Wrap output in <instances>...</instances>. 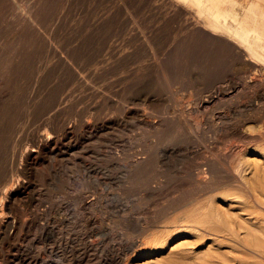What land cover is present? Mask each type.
Returning <instances> with one entry per match:
<instances>
[{"label":"bare ground","instance_id":"6f19581e","mask_svg":"<svg viewBox=\"0 0 264 264\" xmlns=\"http://www.w3.org/2000/svg\"><path fill=\"white\" fill-rule=\"evenodd\" d=\"M1 1H3V0H1ZM7 1V0H6ZM12 1V0H11ZM15 1V0H14ZM40 1V0H39ZM38 1V2H39ZM46 1V0H45ZM51 1V0H50ZM53 1V0H52ZM56 0H54V2H55ZM66 1H69V0H66ZM65 1V3H63V1H62V3H63V7H64V4H67V2ZM116 1H118L119 2V0H116ZM127 1V0H126ZM129 1V0H128ZM127 1V2H128ZM136 1H138V0H136ZM136 1H134L133 0V2H132V4H134V2H136ZM140 1V0H139ZM143 0H141V4L143 3L142 2ZM145 1V0H144ZM146 1H148V0H146ZM10 2V1H9ZM31 3H32V0L30 1ZM34 2V1H33ZM36 2V1H35ZM34 2V3H35ZM48 3H49V0L47 1ZM117 2V3H118ZM121 2H125V0L124 1H122L121 0ZM121 2H120V4H121ZM2 2H0V4H1ZM4 3V2H3ZM6 3V2H5ZM7 3H8V1H7ZM7 3H6V5H7ZM44 3V2H43ZM43 3H41V5L43 4ZM48 3H46L47 4V6H49L48 5ZM56 3V2H55ZM60 3V0H59V2L57 3V4H59ZM113 3V2H112ZM126 3V2H125ZM131 3V2H130ZM145 3H147V2H145ZM144 3V4H145ZM151 4L152 6H154L156 9L152 12L153 14L152 15H154V13H155V17H153V16H149V17H152L151 19H155L156 17V20H157V23H158V27H160L161 28V30L162 29H165V31H166V29H168L169 27H170V29H171V26L172 27H176L175 28V30L174 29H172L173 30V32L174 33H172L173 35L172 36H175V37H173V39L177 42L176 43V45H175V47L173 48V49H170V52L168 53V54H166V53H161V51H159V52H157L159 49H155V46H159V36L157 35V36H154V35H152V37L151 36H149V35H146V32L144 31V27H142V28H144L142 31L143 32H145V33H143V35H142V37H141V39H140V41L142 40V42H143V46H144V44L145 45H147L149 48L148 49H150L151 51H152V54H153V56H154V60L156 61V63H154V65L156 66L155 68L154 67H152V66H154L153 64H152V66L151 67H149L148 65L145 67L144 65V67L142 66V65H140L139 67H137V66H134V68H139L138 70H139V74L140 75H145V72L147 71V70H149L150 72L151 71H153L152 69H150V68H154L158 73L156 74V75H158L159 77H160V80L167 86V88L170 90V92H165V91H163L165 88H160L158 91L160 92V96L162 97V96H164L163 94L165 93H168V94H172L173 95V99H171V101L173 100V103L171 104V107L172 108H174V109H176V108H178L179 107V111H178V113H176L175 114V117L174 118H171V115H169L168 113V115L170 116V118H168L167 117V115H165V112H163L167 107H168V105H170V104H167V105H165V106H167L164 110H160L158 113L160 114V116H159V114H158V117H159V119L158 118H155L156 116L154 115V110L152 111L153 112V114L152 113H150L151 112V110L148 112L149 113V115L151 116V117H154L153 119H157L158 121H156V120H154L155 122H153V124L151 123V125L149 126V128L151 127V134L149 133V135L147 136V137H144L145 139H143V141L142 142H144L143 143V145H142V147H141V144L139 145L137 142H138V137H136L135 138V140H133L134 138H132L130 141H127L126 140V143H128L129 145H127L126 143V145L128 146V147H122V148H118L117 146H119V145H115L114 143L112 144V146H110V149H108L107 148V144H111L112 142H110L109 141V143H107L106 144V142H105V145H103V144H100V145H102V146H106V148L108 149V154H109V157H108V159L107 160H109L110 161V164L112 165V167H113V171L112 172H114V169L116 168V167H118V168H116V169H120V168H122V170H125L124 171V173L126 174H128V177H130L131 179H132V181H133V183H130V184H127L128 183V181L127 180H130V179H128V178H126L125 177V175L123 176V177H125V179H127L126 181H127V185L129 186V185H134V183H135V185H136V183L138 184V185H141L140 183H145L146 185L145 186H147V184H148V188L150 189V195H152L153 197H154V194L156 195L157 194V192L159 193V191H161V190H159L158 191V189H163L164 187H163V185L166 187V185H165V183H163V181H162V179L163 178H165V176L163 175L162 177V179H157L156 178V180L157 181H155L153 178H155V177H151L152 179L151 180H149L148 179V177H150V175L148 176V174L149 173H151V175L153 174V170H156V169H160V167H161V162L159 161L160 159H162V160H164V162L166 161H172L173 162V164H174V160L175 161H177L178 162V165H180V166H177V167H179V169L181 168V171H179V170H177L178 172H179V174L177 173L174 177V180H176V179H179V181L181 180H184L185 181V183H186V186L188 187L187 188V190H186V188H185V192L184 193H181L182 195H180L179 193V195L180 196H176V199L175 198H173V199H175V200H173V201H171L170 203H167V204H170V206L167 208V207H165V210H163L162 212H160V214H158L157 215V213H156V215H151V214H148V213H150V211H149V208H148V210H145V211H149L148 213H145V212H143V213H145V214H143V216L142 217H139V218H141V221H140V223H138V225L137 226H141V228L140 229H138V228H135V230L133 229V232L135 231L136 232V230H137V232H142L143 231V235H140V237L142 238V239H134V240H137L138 242H136L135 243V246H134V252H133V254H131V256H132V258L131 257H129V258H131V260H129V262H127V264H264V0H149V2L147 3V4H145V5H147L148 6V4ZM9 4V3H8ZM46 4L44 5V6H42L43 8L44 7H47L46 6ZM54 3H52V5H53ZM115 4V3H114ZM136 4V3H135ZM150 4H149V6H150ZM5 5V4H4ZM5 5V6H6ZM13 5L14 4H12V7H13ZM31 5V4H30ZM30 5L29 4H27V6H29L30 7ZM38 5H40V4H38ZM40 5V6H41ZM51 5V6H52ZM56 5V4H55ZM60 5V4H59ZM59 5H58V7H59ZM68 5V4H67ZM118 5V4H117ZM123 5V3L121 4V6ZM125 5H128V3L127 4H124V6ZM130 5V4H129ZM9 6H11V4H9ZM27 6L25 7V8H27ZM34 6V5H33ZM62 6V5H61ZM60 6V8H62ZM112 6V5H111ZM138 6H140V5H138ZM144 5H142V7H143ZM146 6V7H147ZM0 7H4V6H0ZM8 7V6H7ZM32 7V6H31ZM35 7V6H34ZM55 7V6H54ZM53 7V8H54ZM66 7H68V6H66ZM66 7H64V12H66V13H68L67 11H66ZM115 7V6H114ZM126 7V6H125ZM128 7H130V6H128ZM134 7H136V5L134 6ZM5 8V7H4ZM4 8H3V10H4ZM10 8V7H9ZM16 8V7H15ZM33 8V7H32ZM31 8V9H32ZM38 8V7H37ZM37 8L36 9H34V10H36L37 12L40 10V9H42V8H38V10H37ZM51 7H49V9H50ZM52 8V9H53ZM56 8H57V6H56ZM66 8V9H65ZM109 8H111V7H109ZM109 8H108V10H109ZM117 8H119V7H117ZM130 8H132V9H135V8H133V6H131ZM130 8H128V9H130ZM145 8V7H144ZM143 8V9H144ZM6 9V8H5ZM14 9V7L12 8V11H14L13 10ZM17 9V8H16ZM45 9V8H44ZM59 9V8H58ZM57 9V10H58ZM63 9V8H62ZM61 9V10H62ZM107 9V8H106ZM120 9V11H122V10H124L123 8H119ZM141 9V8H140ZM140 9H138V11L140 10ZM147 9H149V8H147ZM1 10V9H0ZM9 10H11V9H9ZM9 10H5V12H7V11H9ZM26 10V9H25ZM28 10V9H27ZM26 10V11H27ZM33 10V9H32ZM32 10H31V12H32ZM43 10V9H42ZM48 10V9H47ZM60 10V11H61ZM126 10H127V7H126ZM126 10H124L123 12H127ZM136 10V9H135ZM144 10H146V8L144 9ZM143 10V11H144ZM151 10V9H150ZM150 10H149V12H148V10H147V13H148V15H149V13H151L150 12ZM17 11V10H16ZM104 11H105V9H104ZM104 11H99V12H97L96 14H97V16H98V13H100V12H104ZM117 11V10H116ZM133 11V10H132ZM132 11L130 10V11H128V12H131L132 13ZM138 11H135L136 13H138ZM142 11V10H141ZM142 11V12H143ZM4 12V13H5ZM10 12L11 11H9V12H7V14L9 15L10 14ZM15 12V11H14ZM18 12H20V11H18ZM17 12V15L19 14ZM23 12H25V11H23ZM30 12V13H31ZM34 12V11H33ZM40 12V11H39ZM38 12V13H39ZM42 12V11H41ZM55 12H57V11H55ZM62 12V11H61ZM106 12V11H105ZM112 12V11H111ZM110 12V13H111ZM114 13H115V11H113ZM112 12V13H113ZM119 12V11H118ZM117 12V13H118ZM134 12V13H135ZM141 12V13H142ZM144 12H146V11H144ZM0 13H3V11L2 12H0ZM27 13H28V11H27ZM35 13V12H34ZM43 13H45L44 12V10H43ZM47 13V12H46ZM52 13V12H51ZM65 13V14H66ZM106 13H108V11L106 12ZM113 13V14H114ZM116 13V14H117ZM140 13V14H141ZM6 14V13H5ZM13 14V13H12ZM61 14V13H60ZM59 14V15H60ZM95 14V13H94ZM95 14V15H96ZM119 14V13H118ZM117 14V15H118ZM130 14V13H129ZM133 14V13H132ZM142 14H145V13H142ZM8 15H6V16H8ZM11 15V14H10ZM9 15V16H10ZM15 15V14H14ZM22 15V14H21ZM20 15V16H21ZM27 15H29V13L27 14ZM31 15V14H30ZM36 15H37V13H36ZM51 15V14H50ZM53 15V14H52ZM59 15L57 14V16L56 17H58L59 18ZM68 15V14H67ZM70 15V14H69ZM102 15V14H101ZM100 15V16H101ZM109 15H111V14H109ZM117 15H115V16H117ZM139 15V13L137 14V16ZM147 15V14H146ZM3 16V15H2ZM2 16H1V21H2ZM23 16V15H22ZM19 17V18H17V19H20V18H25V16H23V17ZM41 16V15H40ZM63 16V15H62ZM66 16V15H65ZM64 16V17H65ZM93 16V15H92ZM96 16V17H97ZM106 16V15H105ZM114 16V15H113ZM112 16V17H113ZM122 16H124V15H122ZM121 16V17H122ZM130 17L131 19L134 17V16H132V15H128V14H126V17ZM136 15H135V17H137ZM143 17L145 16V15H142ZM4 17V16H3ZM31 17V16H30ZM29 17V19L31 20V19H33V21L34 22H37V21H35L36 19H37V17H35L36 19H34V17H33V15H32V17L33 18H30ZM43 17V16H42ZM47 17H48V15H47ZM54 17V15L53 16H51V18H53ZM61 17V16H60ZM67 17V16H66ZM94 17V16H93ZM95 17V18H96ZM99 17V16H98ZM135 17L133 18V20L135 19ZM140 17V20H141V16H139ZM148 17V16H147ZM146 16H145V20H148V18H147ZM5 18V17H4ZM28 18V17H27ZM57 18V19H58ZM62 18V17H61ZM61 18H59L60 20H61ZM101 18V17H100ZM99 18V19H100ZM105 18V17H104ZM110 18V17H109ZM6 19H7V17H6ZM8 19H9V17H8ZM7 19V22L9 21V20H11V19H9L8 20ZM17 19H16V21H17ZM26 19V18H25ZM41 19H43L44 20V18H41ZM40 19V21H43V20H41ZM48 19H50V18H48ZM55 19V18H54ZM68 19V18H67ZM66 19V20H67ZM92 20H95V19H93V18H91ZM108 19V18H107ZM113 19V18H112ZM111 19V21H113ZM118 19H120V17L118 16ZM150 19V18H149ZM13 20V19H12ZM22 20V19H21ZM38 21H39V18L37 19ZM51 20H53V19H51ZM51 20H47V25H48V23L49 24H51L52 22H51ZM100 20H102V19H100ZM108 20H110V19H108ZM115 20V19H114ZM127 20H130V19H127ZM126 20V21H127ZM143 20H144V18H143ZM32 21V22H33ZM39 21V22H40ZM45 21V20H44ZM49 21V22H48ZM55 21H59V20H55ZM91 21V20H90ZM96 21V20H95ZM97 21H99V20H97ZM116 22H117V24H118V21H117V18H116V20H115ZM121 21H123V20H121ZM121 21H120V25H122L123 26V22L121 23ZM130 21H132V20H130ZM149 21V20H148ZM4 22H6L5 21V19H4ZM18 22H19V20L17 21V24H18ZM21 22V21H20ZM23 22V21H22ZM31 22V21H30ZM51 22V23H50ZM92 22V21H91ZM100 22V21H99ZM98 22V23H99ZM102 22V21H101ZM104 22V21H103ZM144 22V21H143ZM142 22V23H143ZM155 22V21H154ZM16 23V22H15ZM14 23V24H15ZM24 23H25V21H24ZM29 23V22H28ZM28 23H26V24H28ZM46 22H44V23H42L43 24V27H44V24H45ZM54 23H56V22H54ZM62 23V22H61ZM66 23V22H65ZM93 23V22H92ZM96 23V22H95ZM105 23V22H104ZM126 23H128V22H126ZM125 23V24H126ZM131 23V22H130ZM136 23H139V22H136ZM135 23V24H136ZM148 23V22H147ZM146 23V24H147ZM150 23V22H149ZM149 23H148V25H149ZM152 23V22H151ZM156 23V22H155ZM20 24H23V23H20ZM19 24V25H20ZM32 24V23H31ZM35 24V23H34ZM34 24L33 25H30V27H33L34 26ZM38 24V23H37ZM41 24V25H42ZM57 24V23H56ZM60 24V23H59ZM88 24V23H87ZM94 24V23H93ZM92 24V25H93ZM101 24V23H100ZM99 24V25H100ZM103 24V23H102ZM101 24V25H102ZM132 24V23H131ZM134 24V25H135ZM139 24H141V23H139ZM153 24V23H152ZM151 24V25H152ZM2 25V24H1ZM6 25V24H5ZM16 25V24H15ZM18 25V26H19ZM36 25V24H35ZM52 25V24H51ZM50 25V26H51ZM54 26H55V24H53ZM96 25V24H95ZM94 25V26H95ZM98 25V24H97ZM104 25V24H103ZM103 25H102V29H105V28H103ZM106 25V24H105ZM108 25V24H107ZM120 25H118L119 26V28H120ZM126 25H128V24H126ZM142 25V24H141ZM148 25H145V26H148ZM155 25V24H154ZM159 25H161V26H159ZM24 26V25H23ZM23 26H21V29H22V27ZM38 26V25H37ZM49 26V27H50ZM61 25H59L58 26V28H61L60 27ZM63 26H64V24H63ZM82 26V25H81ZM87 26V25H86ZM85 25H84V29L87 31L88 29H86L85 27H86ZM93 26V27H94ZM111 25H108V27H110ZM113 26V25H112ZM129 26V25H128ZM136 26V25H135ZM153 26V25H152ZM2 27V26H1ZM0 27V28H1ZM6 27V26H5ZM20 27V26H19ZM35 27V26H34ZM47 27V26H46ZM48 27V28H49ZM90 28L92 27L91 25L89 26ZM96 27V26H95ZM106 27V26H105ZM125 27V26H124ZM136 27H138V26H136ZM135 27V28H136ZM156 28H157V25L155 26ZM155 27H152V28H155ZM25 28V27H24ZM24 28H23V30H24ZM41 28H42V26H41ZM48 28L47 29H45L46 31L48 30ZM83 27H81V31H83L84 29H82ZM89 28V29H90ZM101 27L100 26H98V29H100ZM134 27H132L131 29H133ZM141 28V27H140ZM17 29V28H16ZM31 29V28H30ZM34 29V28H33ZM35 29H37L36 27H35ZM34 29V30H35ZM39 29V28H38ZM38 29L37 30H35V31H38ZM53 31H54V29L53 28H51ZM94 30H98V29H95V28H93ZM124 29V28H123ZM126 29H129L128 27L126 28ZM130 29V30H131ZM169 29V30H170ZM13 30L14 29H11V31L9 32V33H11V32H13ZM18 30V29H17ZM32 30V29H31ZM31 30L29 31V32H31ZM34 30H32L33 32H35ZM42 30V29H41ZM40 30V31H41ZM44 30V29H43ZM61 30H62V28H61ZM107 30V29H106ZM114 30H116V29H114ZM129 30V31H130ZM148 30V29H147ZM154 30V29H153ZM169 30H167L166 31V34L165 33H162V32H164V31H162L161 33L164 35H169V33H167ZM171 30V31H172ZM1 32H3L2 30H0ZM15 31V30H14ZM40 31H38V33L40 32ZM56 31V30H55ZM80 31V32H81ZM103 31H105V30H103ZM110 31V30H109ZM112 31H113V29H112ZM129 31H128V33H129ZM131 31H135V30H131ZM142 31L141 32H138V33H142ZM157 31V30H156ZM158 31H160V30H158ZM7 32V31H6ZM6 32H4L5 34H7ZM20 32V31H19ZM22 32V31H21ZM24 33L26 32V31H23ZM29 32H26V34H24V35H26L27 37L29 36V35H33V32L32 33H30L29 34ZM44 32V31H43ZM43 32H41V34L43 33ZM50 34H51V30H49L48 31ZM79 32V33H80ZM90 32V31H89ZM92 32H93V30H92ZM97 32V31H96ZM100 32V31H99ZM106 32V31H105ZM107 32H108V30H107ZM113 32H116V31H113ZM118 32V31H117ZM116 32V33H117ZM9 33H8V35H9ZM16 33H17V31H16ZM37 33V32H36ZM37 33V34H38ZM45 33V32H44ZM47 33V32H46ZM49 33H47L48 35H49ZM83 33V32H82ZM101 33H102V31H101ZM100 33V34H101ZM110 33H111V31H110ZM109 33V34H110ZM115 33V34H116ZM127 33V32H126ZM137 33V32H136ZM137 33V34H138ZM5 34H3V35H5ZM14 34V33H13ZM29 34V35H28ZM41 34H38V36H39V38L42 40L43 39V37L41 36ZM81 34V33H80ZM84 34V33H83ZM92 34V33H91ZM91 34H89V36L91 35ZM93 34H94V32H93ZM97 34H99L98 32H97ZM96 34V35H97ZM112 34V33H111ZM110 34V35H111ZM114 34V33H113ZM137 34L135 35V36H137ZM160 34V33H159ZM162 34H160L161 36H162ZM1 35V34H0ZM18 35V34H17ZM16 35V37H19L20 36V34H19V36H17ZM24 35H22V36H24ZM36 35V34H35ZM43 35V34H42ZM47 35V36H48ZM53 35V34H52ZM52 35H49V36H52ZM82 35V34H81ZM81 35H80V37H81ZM85 35V34H84ZM87 35H88V33H87ZM96 35L95 36H93V35H91V36H93V39H95L96 38ZM103 35V34H102ZM119 35V34H118ZM141 35V34H140ZM168 35H167V37H168ZM6 36V35H5ZM10 37H11V35H9ZM21 36V37H22ZM45 36H46V34H45ZM55 36V35H54ZM101 36V35H100ZM105 36H107V35H105ZM109 36V35H108ZM171 36V37H172ZM9 37V38H10ZM14 37V36H13ZM31 38L32 37H34V35L33 36H30ZM36 37V36H35ZM34 37V38H35ZM78 37V36H77ZM82 37H84V36H82ZM86 37V36H85ZM139 37V36H138ZM165 37V36H164ZM166 37V38H167ZM0 38H1V36H0ZM8 38V36L6 37V38H4L3 37V39L4 40H6ZM31 39L32 41L33 40H35V39ZM55 38V37H54ZM91 38V37H90ZM110 39H111V41H112V39H113V43H116V42H114V38H111V37H109ZM125 37H123V39H124ZM131 38V37H130ZM133 38V37H132ZM135 38H137V37H135ZM11 39V38H10ZM20 39V38H19ZM22 39V38H21ZM24 39V38H23ZM39 39V40H40ZM49 39H53V38H50L49 37ZM97 39V38H96ZM121 39V38H120ZM123 39H122V41H123ZM127 39V38H126ZM126 39H124V40H126ZM162 39H163V37H162ZM161 39V40H162ZM12 40V39H11ZM15 41L17 40L16 38L14 39ZM37 40H38V38H37ZM38 40V41H39ZM45 40V38L43 39V41ZM54 40V39H53ZM53 40H50L51 42L53 41ZM78 40V39H77ZM84 40V38H82V40L81 41H83ZM85 40H87V39H85ZM84 40V41H85ZM100 39H98V41H99ZM107 40H108V38H107ZM118 40V39H117ZM138 41H139V38L137 39ZM167 40H168V38H167ZM172 40V39H171ZM171 40H170V42H171ZM0 41H2L1 39H0ZM8 41V40H7ZM6 41V42H7ZM13 41V40H12ZM80 41V40H79ZM79 41H77L78 43H81V42H79ZM83 41V42H84ZM91 41V39H89V41L88 42H90ZM93 41V40H92ZM92 41L90 42V43H92ZM95 41V40H94ZM96 42L95 44H97V43H99V42ZM102 41H103V38H102ZM119 41V40H118ZM128 41H130V40H127V42ZM134 41H136V40H134ZM163 41H165V38L163 39ZM163 41H161V42H163ZM175 41H172V42H174L173 44H175ZM3 42V44L4 43H6V42H4V41H2ZM21 41L19 40V43H20ZM23 42V41H22ZM21 42V43H22ZM26 42V41H25ZM35 42V41H34ZM37 42V41H36ZM46 42V41H45ZM51 42H50V44H51ZM123 42H125V41H123ZM123 42H121V43H123ZM137 42V41H136ZM8 43V45L11 43V41H10V43H9V41L7 42ZM6 43V44H7ZM13 43V42H12ZM11 43V44H12ZM41 43V41L39 42V44ZM54 43V42H53ZM53 43H52V45H53ZM104 43H108L107 41L106 42H104ZM120 42L118 43L119 44V46L120 45H122ZM131 43H133V44H136L135 42H133V39H132V41L129 43V45L131 44ZM168 41H167V45H168ZM5 44V45H6ZM10 44V45H11ZM15 44H16V42H15ZM28 43H22V45L21 46H24V45H27ZM30 44H31V41H30ZM33 44V43H32ZM35 44V43H34ZM44 44V43H43ZM49 43L47 42V45H48ZM76 44L77 43H75V47H76ZM82 44V43H81ZM85 44H86V42H85ZM94 44V43H93ZM95 44L94 45H92L91 44V46H95ZM103 44V43H102ZM110 44V43H109ZM112 44V43H111ZM125 44V43H124ZM139 44H141V42L140 43H138L137 44V46H139ZM166 44V43H165ZM171 44V43H170ZM5 45L3 46V47H5ZM7 45V46H8ZM14 45V44H13ZM13 45H11V46H13ZM18 45V44H17ZM41 45V44H40ZM46 45V46H47ZM78 45V44H77ZM83 45V44H82ZM99 45V44H98ZM132 45V44H131ZM166 45V46H167ZM2 46V45H1ZM0 46V47H1ZM6 46V47H7ZM16 46V45H15ZM19 46V45H18ZM36 46V45H35ZM37 46H38V43H37ZM36 46V47H37ZM49 46V45H48ZM47 46V47H48ZM51 46V45H50ZM54 46V45H53ZM52 46V47H53ZM79 46H81V45H79ZM118 46V47H119ZM126 46H127V44H126ZM125 46V47H126ZM134 46V45H133ZM137 46L135 47V48H137ZM146 46V47H147ZM6 47L4 48L5 50H7L6 49ZM10 47V46H9ZM20 47V46H19ZM19 47H17L16 49H17V51H19ZM26 47V46H25ZM33 47L34 46H32L31 47V49H33ZM41 47H43V46H40V48ZM74 47V48H75ZM86 47V46H85ZM102 47V49H103V47L104 46H101ZM106 47V46H105ZM108 47H110V45L108 46ZM112 47H114V46H112ZM116 47V46H115ZM115 47L114 48H110V49H108V48H106V50L107 51H109V50H112L111 52H113V50L115 49ZM118 47H116V50L118 49ZM124 47V46H123ZM123 48L124 50H126V48ZM130 47V46H129ZM140 47H142L141 45H140ZM171 47V46H170ZM8 48V47H7ZM12 49L11 50H14V46L13 47H11ZM30 48V47H29ZM28 48V49H29ZM46 47L44 46V48H41L40 50H43V49H45ZM51 48V47H50ZM54 48V47H53ZM53 48H52V50H53ZM55 48H56V45H55ZM77 48V47H76ZM75 48V49H76ZM80 48V47H79ZM93 48V47H92ZM133 48V47H132ZM132 48H131V50H132ZM139 48V47H138ZM137 48V49H138ZM145 48V47H144ZM157 48V47H156ZM0 49H2V48H0ZM36 49H39V47L38 48H36ZM35 49V50H36ZM48 49V48H47ZM46 49V50H47ZM57 49V48H56ZM74 49V51H75V53H76V50ZM81 49V48H80ZM87 49H89V48H87ZM99 50H100V47L98 48ZM101 49V50H102ZM129 48L127 47V50H128ZM137 49H135V51H137ZM168 49H169V47H168ZM24 50V49H23ZM34 50V49H33ZM40 50H37V51H40ZM62 50H64V49H62ZM86 50V49H85ZM84 50V51H85ZM98 50V51H99ZM100 50V51H101ZM105 50V49H104ZM124 50H122V51H124ZM140 50V49H139ZM142 50V49H141ZM145 50H146V48H145ZM145 50H144V52H145ZM2 51H3V49H2ZM2 51L0 52L1 54H2ZM9 53L10 52H12V51H9V50H7ZM16 51V52H17ZM45 51V50H44ZM57 52L59 51V50H56ZM55 51V52H56ZM69 51V50H68ZM73 50L71 51V53L72 52H74ZM79 51V50H78ZM90 51V50H89ZM106 51V52H107ZM130 51V50H129ZM8 52H7V54H8ZM15 51H14V57H16V55H15V53H16ZM20 52V51H19ZM19 52H18V55H19ZM21 52H22V49H21ZM21 52H20V55H19V58H22L21 57ZM23 52H26V51H23ZM22 52V53H23ZM27 52H28V50H27ZM30 52H32L31 50H30ZM49 52V51H48ZM51 52V51H50ZM56 52V53H57ZM67 52V51H66ZM80 52V51H79ZM79 52H77L78 54H80ZM105 52V53H106ZM110 52V51H109ZM110 52V53H111ZM116 52V51H115ZM126 52V51H125ZM124 52V53H125ZM131 52V51H130ZM134 52V51H133ZM166 52H167V50H166ZM4 53H5V51H4ZM13 53V52H12ZM47 53V52H46ZM62 54H63V52H61ZM61 53H59V54H61ZM65 53V52H64ZM67 53H69V52H67ZM66 53V54H67ZM89 53V52H88ZM91 53V52H90ZM93 53H94V51H93ZM98 53V52H97ZM96 53V54H97ZM120 53H121V50H120ZM127 53V52H126ZM129 53V52H128ZM138 53V52H137ZM142 53H143V50H142ZM159 53H161L162 54V56H160L159 55ZM6 54V53H5ZM11 54V53H10ZM9 54V55H10ZM27 54V53H26ZM29 54V53H28ZM35 54V53H34ZM73 54V53H72ZM72 54H70V55H72ZM81 54H82V52H81ZM96 54H94V55H96ZM99 54V53H98ZM97 54V55H98ZM100 54H103V53H100ZM139 54H141V52L139 53ZM146 54H147V52H146ZM151 54V53H150ZM8 55V56H9ZM38 55H40V54H38ZM48 55H49V53H48ZM84 55V54H83ZM110 55V54H109ZM111 55H112V53H111ZM116 55H118L117 53H116ZM115 55V56H116ZM122 55H125V54H123L122 53ZM126 55H128V54H126ZM135 55V54H134ZM134 55H133V57H134ZM138 55V54H137ZM143 55V54H142ZM2 56V55H1ZM1 56H0V58H1ZM5 55L3 54V57H4ZM12 56V55H11ZM32 56H33V54H32ZM35 56H37V55H35ZM41 56V55H40ZM60 56V55H59ZM62 56V55H61ZM60 56V57H61ZM73 56V55H72ZM71 56V57H72ZM75 56V55H74ZM103 56V55H102ZM105 56H108V55H106L105 54ZM105 56H104V58H105ZM121 56V55H120ZM132 56V55H131ZM130 56V57H131ZM141 56V55H140ZM140 56H138V57H140ZM146 56V55H145ZM149 56V55H148ZM148 56H146V57H148ZM6 58H9V57H7V55L5 56ZM23 57L25 58L26 56L25 55H23ZM34 57V56H33ZM44 57V56H43ZM63 57V56H62ZM67 58H69L68 56H66ZM65 57V58H66ZM70 57V58H71ZM75 57H77V56H75ZM84 57V56H83ZM86 57V56H85ZM98 57V56H97ZM96 57V59H98ZM112 57V56H111ZM122 57V56H121ZM138 57H136V58H138ZM142 58H143V56H141ZM151 57V56H150ZM149 57V58H150ZM5 58V59H6ZM10 58H13V56L12 57H10ZM9 58V59H10ZM23 58V59H24ZM27 58V57H26ZM38 58H40V57H38ZM64 58V60H70V58L69 59H65ZM79 58H80V55H79ZM92 58V57H91ZM94 58V57H93ZM93 58L92 59H90V60H92L93 61ZM113 58H114V56H113ZM116 58H118V57H116ZM124 58V60H126V61H128V59H131V58H127V57H123ZM122 58V59H123ZM126 58V59H125ZM4 59V58H3ZM9 59H6L5 61H6V64H7V61L9 60ZM16 59V58H15ZM18 59V58H17ZM22 59V60H23ZM32 59V58H31ZM36 58H34V60H35ZM43 59V58H42ZM46 59H47V57H46ZM62 59V58H61ZM74 58H72L70 61H72ZM78 59V58H77ZM86 59H87V57H86ZM95 59V60H96ZM100 59H103L102 57L100 58ZM107 59V58H106ZM139 59V58H138ZM138 59H136V60H138ZM148 59V58H147ZM2 60V59H1ZM1 60H0V62H1ZM14 60V59H13ZM12 59H11V61H13ZM21 60V61H22ZM37 60V59H36ZM43 60H45V59H43ZM82 60V59H81ZM90 60H88V62H90ZM135 59L132 61L134 64H135V62L134 61H136ZM144 60V59H143ZM149 60H152L151 58L149 59ZM20 61V63H17V64H21L22 62ZM27 61H28V59H27ZM30 61H32V60H30ZM39 62H41V60H38ZM37 61V62H38ZM79 61V60H78ZM77 61V62H78ZM130 61V60H129ZM128 61V62H129ZM139 61V60H138ZM146 61V60H145ZM144 61V62H145ZM2 62H4L3 60H2ZM14 62H18V61H14ZM12 63V62H10V60H9V63H12V65L13 64H15V63ZM26 62V61H25ZM37 62H36V66H37ZM43 62V61H42ZM73 62V61H72ZM102 63L101 64H104V63H107V61L105 60V62L104 61H101ZM104 62V63H103ZM144 62H142L143 64H144ZM151 62H153V61H151ZM23 63H24V61H23ZM32 63V62H31ZM35 63V62H34ZM33 63V64H34ZM69 63H71V62H68V64ZM79 63V62H78ZM84 63H86L85 62V60H84ZM83 63V64H84ZM98 64V61L96 60V62H94V64ZM130 63V62H129ZM138 63V62H137ZM136 63V64H137ZM139 63H140V61H139ZM151 64L149 61H147V63H145V65L146 64ZM3 64V63H2ZM1 64V65H2ZM40 64V63H39ZM39 64H38V66H39ZM75 64H76V62H75ZM87 64V63H86ZM86 64H84L83 66H85V67H87V66H89L90 64H91V62L89 63V65H87L86 66ZM100 64V65H101ZM109 64V63H108ZM107 64V65H108ZM113 64V65H112ZM133 64V65H134ZM0 65V66H1ZM4 65V64H3ZM3 65L0 67V70H1V68L3 67ZM11 65V66H12ZM22 65V64H21ZM27 65V64H26ZM25 65V66H26ZM29 66L30 65H32V64H28ZM71 65V64H70ZM74 65V64H73ZM73 65H71L70 67L71 68H73L72 66ZM79 65H81V63L79 64ZM92 66H95V65H93V64H91ZM109 65H112V67L114 66L115 67V65H114V63L113 62H111V64H109ZM129 65V64H128ZM131 65H132V63H131ZM7 65H4V67H6ZM10 66V67H11ZM15 66H19V65H15ZM15 66L13 67V68H15ZM24 66V67H25ZM29 66H28V71L30 70L29 69ZM41 66V65H40ZM91 66V67H92ZM99 66V65H98ZM117 66L119 67V65L117 64L116 65V70H117ZM229 67V68H236V69H238V73H239V81L237 82V83H235V84H230V85H228V83H227V87L225 86V87H221L220 89H218L217 90V92H213L214 91V89H213V91H212V89L210 90L208 87V89L210 90V91H212L211 93H209L208 94V90H207V92H205V93H203V94H201V95H199V97H193V96H191V98L193 97V99H191L192 101H190V98L189 99H187L186 98V100L184 99V98H182L180 95H179V93L177 92V91H174L173 90V85H172V87H171V84L174 82V83H176V84H178V82L179 81H184L185 80V78L184 79H182L181 80V78H180V80L179 81H177L178 80V78L177 77H180V75L182 74V73H184L183 71H189V69H191V70H195V69H201V72H202V70L203 71H205V73H206V76L207 75H216V73H218L219 71H220V69H222L223 67ZM4 67H3V70H4ZM76 67V66H75ZM74 67V68H75ZM96 67H97V65H96ZM106 67H109V66H106ZM113 67V68H114ZM123 67V70H126V69H124V67L126 68V66H122ZM121 67V68H122ZM8 67H6V69H7ZM20 68H21V66L19 67V70H20ZM39 69V68H34V67H32L31 66V69ZM77 68L78 69H80L78 66H77ZM89 68H90V66H89ZM98 68H100V66L98 67ZM97 68V69H98ZM110 68H111V66H110ZM112 68V69H113ZM121 68H119V69H121ZM127 68H128V66H127ZM129 68H130V66H129ZM129 68H128V70H129ZM133 68V69H134ZM16 69L17 68H15V70L14 71H16ZM23 69H26V68H23ZM77 69V70H78ZM85 69V68H84ZM84 69H82V70H84ZM88 69V68H87ZM91 69H93V68H91ZM94 69H95V67H94ZM105 69V68H104ZM112 69H110V70H112ZM22 70V69H21ZM73 70H75V69H73ZM72 70V71H73ZM89 71H90V69H88ZM87 70V71H88ZM96 70V69H95ZM116 70H114L113 69V72L114 71H116ZM130 70H132V69H130ZM136 70V69H135ZM134 70V71H135ZM137 70V71H138ZM154 70V71H155ZM7 71V72H6ZM6 71H3L4 73H10V72H8V70H6ZM11 71V70H10ZM24 71V70H23ZM32 71V70H31ZM34 71V70H33ZM80 71H81V69H80ZM92 71V70H91ZM94 71V70H93ZM104 71H106V69L104 70ZM119 71V70H118ZM121 71H122V69H121ZM120 71V72H121ZM137 71H136V74H137ZM199 71V70H198ZM221 71H223V70H221ZM225 71V70H224ZM227 71V70H226ZM225 71V72H226ZM236 72H237V70H235ZM1 72V71H0ZM3 72H1L2 74H3ZM17 72V71H16ZM82 72V71H81ZM101 72V71H100ZM102 72H103V68H102ZM117 72V71H116ZM225 72H222L223 74L225 73ZM0 73V74H1ZM23 73V72H22ZM21 73V74H22ZM74 73H75V75H74ZM73 73V77L75 76L76 77V79H77V82L80 84V86H82V84H85L86 85V83H87V81H85V77L87 78L88 77V73H90V72H87L86 73V71L84 72H82V73H85V74H88V75H86L85 77H84V75H82L79 71H77V73L76 72H74ZM92 73V72H91ZM95 73V72H94ZM97 73V72H96ZM99 73V72H98ZM115 73V72H114ZM127 73V72H126ZM129 73V72H128ZM132 73H133V71H132ZM154 73V72H153ZM196 73H198V72H196L195 71V74ZM214 73V74H213ZM232 73H235L234 71L232 72ZM12 74V73H11ZM11 74H10V77H11ZM14 74H15V72H14ZM14 74H13V77H14ZM20 74V73H19ZM28 74V73H27ZM31 74V73H30ZM33 74V73H32ZM35 74V73H34ZM38 74H40V73H38ZM103 74H105V73H103ZM109 74H111V73H109ZM108 74V75H109ZM130 74H131V72H130ZM135 74V73H134ZM134 74H131V76L133 75L134 76ZM177 74V75H176ZM187 74V73H186ZM186 74H184L185 76H187ZM221 73H219V75H220ZM228 74V73H227ZM227 74H226V76H227ZM237 74V73H236ZM4 75V74H3ZM7 75H9V74H7ZM6 75V76H7ZM16 75V74H15ZM96 75H98V74H96ZM96 75H95V77H96ZM100 75H102V74H99V77H101ZM107 75V74H106ZM113 75V74H112ZM117 75H118V72H117V74L116 75H114V76H116L117 77ZM142 75V76H143ZM147 75H149V74H147ZM147 75H146V77H147ZM152 75V74H151ZM179 75V76H178ZM199 76L201 75L200 74V71H199V74H198ZM218 75V74H217ZM6 76H4V78H6ZM27 78H28V76L27 75H25ZM24 75H23V77H25ZM32 76V75H31ZM35 76H37L36 74H35ZM111 77V75H110V77L112 78V80H113V78H116V77ZM119 76H120V74H119ZM121 76H124V75H121ZM129 76V75H128ZM133 76L131 77V78H133ZM155 79H156V77H155V75H152ZM182 76H183V74H182ZM190 76H195V75H189V77ZM206 77L205 76V74L204 75H202L201 76V78L202 77ZM223 76H225V74L224 75H222V77ZM225 76V78H226V80H227V77ZM0 77H1V75H0ZM8 77V76H7ZM13 77H11V78H13ZM16 77H18L17 75H16ZM15 77V78H16ZM21 77V76H20ZM22 77V78H23ZM30 77V76H29ZM34 77V76H33ZM32 77V78H33ZM74 77V78H75ZM93 77V76H92ZM91 77V79L93 80V78ZM94 77V79H96ZM99 77L97 78L98 80V82L99 81H101V79L99 80ZM136 77V76H135ZM134 77V78H135ZM141 77V76H140ZM145 77V76H144ZM143 77V78H144ZM188 77V76H187ZM209 77V76H208ZM219 77H221V76H219ZM221 77V78H222ZM2 78V77H1ZM0 78V84L1 83H3L4 81V79H1ZM37 77H35V79H36ZM39 78V77H38ZM89 78V77H88ZM103 78H104V76H103ZM102 78V79H103ZM107 78H109L108 76H107ZM106 78V79H107ZM119 78V77H118ZM125 78H127V76H125ZM124 78V79H125ZM142 78V77H141ZM177 78V79H176ZM183 78V77H182ZM192 78V77H191ZM212 78V77H211ZM224 78V79H225ZM6 79H8V78H6ZM18 79V78H17ZM20 79V78H19ZM26 78H24V80H25ZM31 79V78H30ZM76 79H75V81H76ZM91 79L88 81V82H90V83H93V82H91ZM105 79V78H104ZM110 79V78H109ZM108 79V80H109ZM153 79V78H152ZM157 79H158V77H157ZM187 79H189V78H187ZM223 79V80H224ZM111 80V79H110ZM114 80H117V79H114ZM113 80V82H115ZM122 80H123V78H122ZM127 80V79H126ZM133 80H137V78L136 79H133ZM144 80V79H143ZM142 80V81H143ZM148 80V79H147ZM150 80H151V78H150ZM154 80V79H153ZM174 80H176L177 82H175ZM219 80V79H218ZM3 81V82H2ZM21 81H23V79L21 80ZM33 81V80H32ZM94 81V80H93ZM118 81H119V79H118ZM159 81V80H158ZM187 81V80H186ZM222 81V80H221ZM5 82H6V80H5ZM4 82V83H5ZM8 82H10V81H8ZM16 83H17V81H15ZM25 82V81H24ZM27 82H28V80H27ZM26 82V83H27ZM84 82H86V83H84ZM95 82H96V80H95ZM105 82V81H104ZM109 82V81H108ZM108 82L105 84V85H107L108 84ZM111 82V81H110ZM127 82H128V80H127ZM145 82H146V80H145ZM145 82H141L142 84L144 83L145 85L147 84V82L145 83ZM151 82H155V81H151ZM188 82V81H187ZM186 82V83H187ZM224 82V81H223ZM231 82V81H230ZM12 83H13V81H12ZM16 83H15V85H16ZM97 83V82H96ZM102 83V82H101ZM130 83V82H129ZM150 83V82H149ZM152 83V84H153ZM159 83V82H158ZM173 83V84H174ZM180 83V82H179ZM181 83H183V82H181ZM181 83H180V85H179V88H181L180 86H181ZM186 83H183L184 85L186 84ZM226 83L224 84V85H226ZM31 84V83H30ZM97 84H99L100 86H102L101 84H100V82L99 83H97ZM103 84V83H102ZM103 84V85H104ZM110 85H111V83H109ZM108 84V85H109ZM113 84V83H112ZM115 84H116V82H115ZM115 84L113 85L114 87H116L115 86ZM118 84V83H117ZM116 84V85H117ZM122 84V83H121ZM121 84H119V85H121ZM124 84V83H123ZM122 84V85H123ZM152 84L150 85L149 84V86H152ZM155 84V83H154ZM153 84V85H154ZM191 84H193V82L191 81ZM206 84V83H205ZM218 84V83H217ZM8 86H9V84H7ZM12 84H10V87H12L11 86ZM14 85V86H15ZM19 85V84H18ZM25 84H23V86H24ZM76 85H78L77 83H76ZM75 85V87L74 88H76L77 86ZM89 84H87V86H88ZM109 85V86H110ZM126 85V84H125ZM131 85H136V84H131ZM131 85H129V86H131ZM195 85V84H194ZM193 85V87H195L196 85H199V84H197L196 83V85L194 86ZM201 85V84H200ZM208 85V84H207ZM221 85H223V84H221ZM23 86H20V87H23ZM32 86V84L29 86V88ZM79 85H78V87H80ZM87 86H85V87H87ZM93 86H94V83H93ZM140 86V85H139ZM138 86V87H139ZM148 86V85H147ZM175 86V85H174ZM188 86H190V84L189 85H187V87ZM201 86H203V85H201ZM209 86V85H208ZM214 86V85H213ZM216 86H218V85H216ZM17 87H19V86H17ZM16 86H15V88H17ZM25 87V86H24ZM96 87H97V85L94 87L95 89H96ZM99 87V86H98ZM104 87V86H103ZM106 87V86H105ZM122 86H120L119 88H121ZM128 89H129V87L128 86H126ZM125 87V88H126ZM132 88H134L133 86H131ZM136 87V86H135ZM161 87V86H160ZM191 87H192V85H191ZM196 87H198V86H196ZM211 87V86H210ZM219 87V86H218ZM4 88H6V87H4ZM27 87H25L24 89H26ZM29 88H27V89H29ZM83 89H84V87H82ZM81 88V89H82ZM88 88H89V86H88ZM108 88V87H107ZM118 88V89H119ZM124 88V87H123ZM124 88V89H125ZM132 88H131V90H132ZM159 88V87H158ZM185 88H186V86H185ZM185 88H182V90L183 89H185ZM190 88V87H189ZM199 88V87H198ZM78 89V88H77ZM76 89V90H77ZM91 89H92V92L94 91L95 93H96V96H97V98H100V97H98V95L99 96H101L100 94H98L99 92L98 91H95L93 88H92V84H91ZM91 89H90V91H91ZM99 89V88H98ZM100 89H101V87H100ZM99 89V90H100ZM142 89V88H141ZM177 89H178V87H177ZM177 89H175V90H177ZM191 89V88H190ZM194 89V88H193ZM192 89V90H193ZM204 89V88H203ZM21 90V89H20ZM19 90V91H20ZM31 90V89H30ZM75 90V89H74ZM88 90V89H87ZM97 90V89H96ZM109 90H117L116 88L114 89H110L109 88ZM119 90H121V89H119ZM140 90V89H139ZM180 90V89H179ZM187 90H188V88H187ZM205 90V89H204ZM8 91H10V90H8ZM11 91H12V89H11ZM14 91V93H15V90H13ZM24 91V90H23ZM61 92H62V90H60ZM60 91H58V93L60 92ZM86 92V88L83 90V92ZM89 91V90H88ZM89 91V92H90ZM126 91V90H125ZM129 91H130V89H129ZM134 91V90H133ZM145 91V90H144ZM147 91H149V90H147ZM153 91V90H152ZM151 91V92H152ZM155 91V90H154ZM167 91V90H166ZM184 91V90H183ZM203 91V90H202ZM22 92V91H21ZM20 92V93H21ZM25 92V91H24ZM75 92V91H74ZM77 92V91H76ZM93 92V93H94ZM162 92H164V93H162ZM179 92H181V90L179 91ZM187 92V91H186ZM196 92H197V89H196ZM200 91H198V93H199ZM9 94H11V92H8ZM20 93L19 94H17V100H18V97H19V95H20ZM26 93V95H27V92H25ZM25 93H23V94H25ZM28 93H29V91H28ZM57 93V96L60 94H58ZM77 93H79V91L77 92ZM75 94V95H78V94ZM81 93V92H80ZM79 93V94H80ZM127 93V92H126ZM134 93V92H133ZM133 93L132 94H130V95H132V96H134L135 97V95H133ZM136 93H137V91H136ZM140 93V92H139ZM142 93V92H141ZM140 93V94H141ZM150 93V92H149ZM153 93V92H152ZM156 93L158 94V92L156 91ZM155 93V94H156ZM182 93V92H181ZM180 93V94H181ZM185 92H183L182 94H184ZM207 93V94H206ZM4 95H5V93H3ZM13 94V93H12ZM63 94V93H62ZM70 93H68V94H66V95H69ZM73 94V93H72ZM84 93H82V95H83ZM85 94H88V93H85ZM90 94V93H89ZM117 94V93H116ZM135 94V93H134ZM140 94H139V96H140ZM143 94V93H142ZM167 94V96H169ZM170 94V95H171ZM194 94V93H193ZM192 94V95H193ZM196 94V93H195ZM66 95H63V99L61 98L60 100L61 101H59L60 103L62 102V100H64V97L66 96ZM80 95L81 96V99L83 100V97H85L86 95ZM106 95V94H105ZM108 95V94H107ZM130 95H127V96H130ZM137 95H138V93H137ZM144 95H145V92H144ZM148 95V94H147ZM151 96H152V94H150ZM185 95H187V94H185ZM188 95H191V94H188ZM198 94H196V96H197ZM3 96V95H2ZM10 96H12V95H10ZM14 96V95H13ZM25 96V95H24ZM52 96H54V95H52ZM55 96H56V94H55ZM80 96L79 97H77V98H80ZM91 96V95H90ZM89 96V97H90ZM92 96H93V94H92ZM95 96V95H94ZM94 96H93V98H94ZM103 96H104V94H103ZM103 96H101V98H103L102 99V102L104 101V97ZM109 96H110V93H109ZM126 96V97H127ZM154 96V95H153ZM158 96V95H157ZM166 96V95H165ZM166 96V97H167ZM27 96H25V98H26ZM50 97V96H49ZM59 97V96H58ZM73 97H75V96H73ZM72 97V98H73ZM106 97V96H105ZM122 97V96H121ZM144 97V96H143ZM149 97V96H148ZM155 97V96H154ZM154 97H153V100H154ZM247 97V101H245V99H243V98H246ZM1 98H3V97H1ZM12 98V97H11ZM10 98V99H11ZM15 98V97H14ZM20 98H21V95H20ZM54 98V97H53ZM72 98H71V100H72ZM93 98H92V100H93ZM96 98V97H95ZM108 97H106V99H107ZM111 98H114V99H116L115 98V96L114 97H111ZM130 98V97H129ZM128 98V99H129ZM136 99H137V96L135 97ZM134 98V99H135ZM145 98V97H144ZM143 98V99H144ZM195 98H197V99H195ZM5 99H7V97L5 98ZM5 99H4V101H5ZM9 99V100H10ZM66 99H67V97H66ZM76 99V98H75ZM91 99V98H90ZM105 99V101H107ZM110 99V98H109ZM121 99V98H120ZM147 99V98H146ZM157 99V98H156ZM166 100L168 99V98H165ZM165 99L163 98V99H161L160 100V102L159 103H157L158 104V106H160V107H162L163 108V106H162V104L164 103L165 104ZM23 100V99H22ZM21 100V101H22ZM25 100V99H24ZM46 101H47V99H45ZM50 100V99H49ZM54 100V99H53ZM56 100V99H55ZM58 100V99H57ZM69 101H71L70 99H68ZM68 100H66V102H67V104H68ZM77 100V99H76ZM81 100V101H82ZM98 100V99H97ZM112 101H114L113 99H111ZM142 100V99H141ZM152 100V99H151ZM150 100V101H151ZM158 100V99H157ZM169 100V99H168ZM185 100V101H184ZM190 101L189 102V106H191L190 107V109H189V107H187L188 108V110H187V108H186V106L185 105H187V102L186 101ZM3 101V100H2ZM19 101H20V99H19ZM98 102V101H96V99H94L93 101H92V104H91V106L93 105V104H95V102ZM100 101H101V99H100ZM109 102H110V100H108ZM119 101H121V100H119ZM163 101V103H161ZM10 102H11V100H10ZM25 102H26V100H25ZM24 101H23V103H19L18 105L22 108V106H21V104H24L25 103ZM52 102V101H51ZM58 102V101H57ZM58 102V103H59ZM71 102H73V100L71 101ZM77 102V101H76ZM101 102V103H102ZM116 102H117V104L119 103L117 100H116ZM127 102V101H126ZM129 102V101H128ZM132 102V101H131ZM142 102V101H141ZM141 102H139L138 101V103H134L133 102V105H131L130 107H128L127 105H129L128 103L126 104V106H127V112L126 113H132V114H134V113H139V112H141V111H145V110H147V107H143L142 105V103ZM1 103V102H0ZM2 103H4V102H2ZM5 103H6V101H5ZM4 103V104H5ZM16 104V103H18V102H13V104ZM26 103H29V102H26ZM53 103H54V101H53ZM58 103H56L57 105H58ZM64 103V102H63ZM79 103H80V100H79ZM101 103H99L100 105H101ZM107 102H105V104L104 105H107L106 104ZM110 103H112V102H110ZM124 103V102H123ZM141 103V104H140ZM146 103V102H145ZM156 103V102H155ZM154 103V104H155ZM161 103V105H159ZM168 103V102H167ZM169 103H170V100H169ZM220 103V104H219ZM49 103H47V106L46 107H48L49 105L50 106H52V103L51 104H49ZM55 104V105H56ZM65 104V103H64ZM69 104H70V102H69ZM98 103H97V105L100 107V105H99ZM149 104H151L152 106H151V108H153V104L152 103H149ZM163 104V105H164ZM191 104V105H190ZM0 105H2V104H0ZM6 105V104H5ZM4 105V106H5ZM7 105H9L10 106V104H9V102H8V104ZM29 105V104H28ZM46 105V104H45ZM62 105V104H61ZM84 105V104H83ZM87 105V104H86ZM119 105V104H118ZM121 105V104H120ZM145 105V104H144ZM148 105V104H147ZM146 105V106H147ZM219 105H222V106H226L225 108H224V110L223 111H225L226 109H230V110H228V111H230L231 113L229 114L228 112H223V113H221V115L219 116V117H217V114L214 112L215 110H217L216 108H218L219 107ZM9 106H8V108H9ZM11 106H12V103H11ZM27 106V105H26ZM87 106H89V103H88V105ZM94 106V105H93ZM92 106V107H93ZM110 104L109 105H107V106H105V110H103L104 108H103V106H102V110L105 112L106 111V108L108 107L109 109H112V108H110ZM116 106V105H115ZM126 106H124L125 108H126ZM155 106V105H154ZM164 106V107H165ZM15 107H16V105H15ZM19 107V108H20ZM54 107H56V106H54ZM62 107V106H61ZM65 107H66V105H65ZM68 107V106H67ZM66 107V108H67ZM78 107H79V104H78ZM80 107H82V108H84L82 105H81V103H80ZM90 107V106H89ZM89 107H88V109H89ZM97 107V106H96ZM150 107V106H149ZM148 107V108H149ZM2 108V107H1ZM4 108V107H3ZM7 108V107H6ZM7 108V109H8ZM29 108V107H28ZM27 108V109H28ZM56 108H58V106L56 107ZM65 108V110H67ZM81 108V109H82ZM91 108V107H90ZM107 108V109H108ZM116 108V107H115ZM114 108V109H115ZM123 108V107H122ZM121 108V109H122ZM170 107H168V109H169ZM171 108V109H172ZM9 109H12V107H10ZM16 109V108H15ZM18 109V108H17ZM27 109H26V111H27ZM80 109V108H79ZM88 109H85L84 108V111L85 110H88ZM93 109H95V108H93ZM97 109H98V107H97ZM96 109V110H97ZM118 109V108H117ZM120 109V113H122V111L123 110H121ZM157 109V108H156ZM155 109V110H156ZM161 109V108H160ZM221 109V111H222V109L223 108H220ZM2 110V109H1ZM1 110H0V114H1ZM13 110H14V108H13ZM20 110V109H19ZM24 110V109H23ZM58 111H59V108L57 109ZM61 111H62V109H60ZM64 110V111H65ZM95 110V111H96ZM3 111H4V109H3ZM15 111V110H14ZM12 112L11 113V115L13 114V117H15V119L17 118V121L19 120V119H21L22 120V116L20 117H17L16 115H17V110L15 111V112ZM22 111V110H21ZM25 110H24V112H26ZM29 111V110H28ZM89 111V110H88ZM88 111L86 112L85 111V113H88ZM90 111H91V109H90ZM93 112H94V110H92ZM115 111V110H114ZM117 111V110H116ZM115 111V112H116ZM158 110H156V112H157ZM175 111H177V110H175ZM11 112V111H10ZM63 112V111H62ZM66 112V111H65ZM93 112H91V113H93ZM97 112V111H96ZM95 112V113H96ZM103 112V113H104ZM107 112V111H106ZM217 112H218V110H217ZM220 112V111H219ZM21 113V112H20ZM19 113V114H20ZM82 113V112H81ZM80 113V114H81ZM99 113V110H98V112H97V114ZM144 113H146V115H147V112H144ZM144 113H142V114H144ZM170 113V112H169ZM232 113H233V115H232ZM5 114V116H6V118L8 119V117L7 116H11L10 114L9 115H7L6 113H4ZM14 114H16L15 116H14ZM21 114H23V112L21 113ZM25 114H27V113H25ZM97 114H96V117H97ZM100 114H102V112H101V110H100ZM108 114V113H107ZM114 114V113H113ZM116 115H117V113H115ZM114 114V115H115ZM125 114V113H124ZM141 114V113H140ZM156 114V115H157ZM3 115V113L1 114V116ZM24 115V114H23ZM83 115H84V112H83ZM89 115H91V114H89ZM104 115V114H103ZM106 115V114H105ZM104 115V116H105ZM109 115V114H108ZM115 115V116H116ZM121 115V114H120ZM127 115V114H126ZM136 115H139V114H136ZM149 115H147V116H149ZM154 115V116H153ZM174 115V114H173ZM110 116H112V115H110ZM122 116H124V115H122ZM149 116V117H150ZM12 116L10 117V119L11 118H13ZM80 118H82L81 117V115L79 116ZM79 117H78V119H79ZM85 117V116H84ZM99 117V116H98ZM106 117H108V116H106ZM120 117V116H119ZM119 117H118V119H119ZM128 117V116H127ZM132 117V116H131ZM134 117V116H133ZM132 117V118H133ZM136 117V116H135ZM134 117V118H135ZM138 117V116H137ZM149 117H146V118H149ZM173 117V116H172ZM2 118V117H1ZM85 118H87V117H85ZM101 117H99V119H100ZM110 117H108L107 119H109ZM117 118V117H116ZM123 118V117H122ZM130 118V117H129ZM133 118V119H134ZM142 118L144 119V116L142 115ZM141 118V119H142ZM7 119H3V120H7ZM23 119H24V117H23ZM106 119V118H105ZM117 119V120H118ZM123 119H126V117L125 118H123ZM123 119H121V121H123ZM137 119V118H136ZM136 119H135V121H136ZM139 119V121H141V123H142V120L140 119V118H138ZM150 119V118H149ZM149 119H146L147 121H150ZM77 120V119H76ZM85 121L86 119H83L82 118V121ZM95 120V119H94ZM103 120V119H102ZM114 120H116V119H114ZM1 121H2V119H1ZM8 121V120H7ZM16 121V120H15ZM24 121V120H23ZM22 121V122H23ZM78 121V120H77ZM97 121V120H96ZM95 121V122H96ZM99 121V120H98ZM113 121V120H112ZM120 121V122H121ZM127 121V120H126ZM129 121V120H128ZM127 121V122H128ZM9 122V121H8ZM8 122H6V123H8ZM12 121L10 120V123H11ZM19 122V121H18ZM74 122V121H73ZM80 122V121H79ZM87 122V121H86ZM109 122L110 121H108V124H109ZM114 122V121H113ZM116 122H118V121H116ZM130 122H132V120H130ZM129 122V123H130ZM133 122H134V120H133ZM2 123V122H1ZM13 124H14V120H13V122H12ZM17 123V122H16ZM20 123V122H19ZM75 123H77L76 121H75ZM84 122H82V124H83ZM90 123H92V121L90 122ZM97 123V122H96ZM95 123V124H96ZM100 123V122H99ZM99 123H97V124H99ZM103 123V122H102ZM106 123H107V120H106ZM125 123V122H124ZM135 123H137V122H135ZM134 123V125L136 126V125H138V124H135ZM143 123H145V120H144V122ZM78 124V123H77ZM76 124V125H77ZM88 124V123H87ZM96 124V125H97ZM149 124V123H148ZM4 125H6V124H4ZM9 125V124H8ZM11 125V124H10ZM16 125V124H15ZM14 125V126H15ZM20 125V124H19ZM23 125V124H22ZM76 125H74V126H76ZM84 125V124H83ZM91 125V124H90ZM93 125V124H92ZM95 125V126H96ZM104 125V124H103ZM126 125V124H125ZM124 125V126H125ZM131 125H132V123H131ZM146 125V124H145ZM21 126V125H20ZM73 125H70L69 126V131L68 132H70V131H73L74 132V130L73 129H76V127H74ZM78 126V125H77ZM80 126V125H79ZM85 126H86V123H85ZM113 126V125H112ZM120 126V125H119ZM123 126V127H124ZM127 126V125H126ZM133 126V125H132ZM142 125H140V127H141ZM3 128H4V126H2ZM12 127V126H11ZM10 127V128H11ZM17 127V126H16ZM81 127V126H80ZM83 127V126H82ZM82 127L80 128V130L82 129ZM107 127V126H106ZM105 127V128H106ZM122 127V128H123ZM148 127V126H147ZM2 128V129H3ZM13 128H15V127H13ZM19 128V127H18ZM66 128H67V126H66ZM97 128V127H96ZM95 128V129H96ZM100 128V127H99ZM103 128V127H102ZM101 128V129H102ZM114 128V126L111 128V129H113ZM135 128V127H134ZM142 128V127H141ZM0 129H1V127H0ZM5 129V128H4ZM8 129V128H7ZM7 129H6V131H7ZM16 129V128H15ZM83 129H84V127H83ZM89 129V128H88ZM94 129V130H95ZM100 129V130H101ZM116 129H119V128H116ZM115 129V130H116ZM127 129H129V128H127ZM131 129V128H130ZM10 130V129H9ZM9 130H8V132H9ZM16 130H18V129H16ZM15 130V131H16ZM48 130V129H47ZM79 130V129H78ZM79 130V131H80ZM90 130V129H89ZM93 130V129H92ZM91 130V131H92ZM103 130V129H102ZM108 130V129H107ZM126 130V129H125ZM136 130H137V128H136ZM146 130V129H145ZM5 131V130H4ZM11 131H13V129L11 130ZM11 131L9 132V133H11ZM78 131V132H79ZM82 131V130H81ZM80 131V132H81ZM84 131H85V129H84ZM90 131V132H91ZM97 131V130H96ZM104 131V130H103ZM119 131V130H118ZM120 131H122V130H120ZM133 131H134V129H133ZM133 131H132V129H131V131H129L128 130V132H130V133H132L133 134ZM140 131V130H139ZM142 131H143V129H142ZM1 132H2V130H1ZM0 132V133H1ZM14 132V131H13ZM13 132H12V134H13ZM17 132V131H16ZM41 132V131H40ZM39 132V133H40ZM58 132V131H57ZM76 132V131H75ZM89 132V133H90ZM98 132V131H97ZM112 132V134L114 133L113 132V130L111 131ZM123 132H125V135H126V131H124L123 130ZM128 132H127V134H128ZM136 132V131H135ZM147 131H145V133H146ZM56 133V132H55ZM66 133V132H65ZM86 133V132H85ZM84 133V134H85ZM101 133V132H100ZM119 133V132H118ZM129 133V134H130ZM8 133L6 132V134L5 135H7ZM58 134H59V132H58ZM74 134V133H73ZM82 134V133H81ZM95 134H97V133H95ZM106 134H107V132H106ZM120 134V133H119ZM131 134V135H132ZM135 134V133H134ZM138 134H139V132H138ZM4 135V134H3ZM14 135H17L16 133L14 134ZM13 135V136H14ZM39 135V134H38ZM71 135V134H70ZM75 135H76V133H75ZM83 135V134H82ZM99 135V134H98ZM105 135V134H104ZM109 135V134H108ZM114 135V134H113ZM113 135L111 136V137H113ZM115 135H117V134H115ZM8 136H9V139H10V135L8 134ZM85 136V135H84ZM89 136V135H88ZM90 136H91V134H90ZM92 136H94V135H92ZM91 136V137H92ZM97 136V135H96ZM126 136H128V135H126ZM125 136V137H126ZM134 136H137L136 134L135 135H133V137ZM6 137V136H5ZM36 137V136H35ZM34 137V138H35ZM86 137V136H85ZM103 137V136H102ZM102 137H100V138H102ZM110 137V136H109ZM118 137V136H117ZM124 136L122 137V138H120V140L121 139H123V138H125ZM140 137V136H139ZM142 137V136H141ZM12 138V137H11ZM38 138V137H37ZM58 138V137H57ZM81 138V137H80ZM98 138V137H97ZM96 138V139H97ZM105 138V137H104ZM108 138V137H107ZM114 138H116V137H114ZM113 138V139H114ZM143 138V137H142ZM1 139V138H0ZM7 139H8V137H7ZM83 139V138H82ZM93 139V138H92ZM127 139H129V137H127ZM141 139V138H140ZM4 140H6V138L4 139ZM11 140H13V139H11ZM11 140H8L7 142H10ZM62 140V139H61ZM61 140L59 141V142H61ZM90 140H91V138H90ZM110 140H111V138H110ZM124 140V139H123ZM13 141H15V140H13ZM12 141V142H13ZM56 141V136H54L53 134H51V132L50 131H44V132H42L40 135H39V138H38V141H37V143H36V145H33L32 147H29L28 146V148L26 149V150H24V153H23V151L21 152V153H23V156H22V162H20V166L18 167L17 165V167L16 166H14V165H12V163H11V165H10V158H8L7 156H6V152H4L2 149L5 147H2L1 146V144L4 142V141H2V143H0V241L3 239V238H5L6 237V233L8 234V231L9 230H12V232L13 233H16V231L18 232V230L20 229H22V228H25L24 226H26L25 224H26V221H22V220H20L21 218L20 217H18V218H20L19 220H20V224L18 223V221H16V220H18V218L17 219H15V217H13L12 215H11V213L13 214V212H11V208H12V206L14 205V204H16V205H18V203L17 202H20V200H21V192L23 191V189L25 188V187H27L26 186V182H24L23 180L24 179H22L23 177H24V175H23V177L21 178V176L22 175H20L21 173H23V172H21V170L24 168L25 169V165H27V168H28V166H31V167H34L35 165H37V158H39V155H40V153L42 152V150H44L47 146H49V145H52V143L53 142H55ZM94 141V140H93ZM95 141H106V140H95ZM116 141H117V139H116ZM119 141V140H118ZM117 141V142H118ZM1 142V141H0ZM6 142V141H5ZM7 142H6V144H7ZM58 142V143H59ZM107 142H108V139H107ZM121 142H123L122 140H121ZM120 142V143H121ZM141 142V143H142ZM15 143H16V141H15ZM15 143L13 142V144H12V147H13V145L15 146ZM56 143H57V141H56ZM96 143H99V142H96ZM5 144V143H4ZM135 144H137L135 147H134V145ZM55 145V144H54ZM97 145H99V144H97ZM121 145V144H120ZM124 145V144H123ZM8 145H6V147H7ZM53 146V145H52ZM101 146V147H102ZM122 146V145H121ZM9 147V146H8ZM11 147V146H10ZM55 147V146H54ZM96 147V146H95ZM98 147H100V146H98ZM120 147V146H119ZM49 148V147H48ZM102 148H104V147H102ZM105 148V149H106ZM118 148V149H117ZM5 149V148H4ZM7 149V148H6ZM16 149V148H15ZM54 149V148H53ZM96 149H98V148H96ZM100 149V148H99ZM135 149H137V150H139V151H141V155H139L140 153H138V157H137V153H136V155L134 154H132V151L134 150L135 151ZM8 150V149H7ZM49 150V149H48ZM94 150V149H93ZM10 151H12V149H10ZM13 151H14V148H13ZM17 151V150H16ZM51 151V150H50ZM49 151V152H50ZM96 151V154H100V152H98V151H100V150H95ZM102 151H104V150H102ZM93 152V151H92ZM105 152V151H104ZM4 153H6V154H4ZM12 153H14V152H12ZM18 153V152H17ZM47 153H48V151H47ZM19 154V153H18ZM43 154H45V153H43ZM95 154V153H94ZM95 154V155H96ZM104 154V153H103ZM13 155V154H12ZM22 155V154H21ZM47 155V154H46ZM107 155V154H106ZM16 156H18V155H16ZM20 156V155H19ZM18 156V157H19ZM42 157L44 156L45 157V155H41ZM134 156H136V157H134ZM12 157V156H11ZM15 157V155L13 156V158ZM17 157V158H18ZM99 157V156H98ZM103 157V156H102ZM19 158H21V157H19ZM97 158V157H96ZM104 158H105V156H104ZM104 158H102V160H104ZM99 159H101V158H99ZM101 160V161H102ZM106 160V159H105ZM161 160V161H162ZM12 162H14V160H11ZM17 160H16V158H15V163H17L16 162ZM20 160H18V162H19ZM44 161V160H43ZM8 162H9V165H8ZM165 162V163H166ZM172 162H171V164H172ZM164 163V164H165ZM41 164V163H40ZM44 165H45V163H43ZM42 164V165H43ZM109 164V162H107V165ZM109 164V165H110ZM169 164H170V162H169ZM172 164V165H173ZM176 164V163H175ZM175 164L173 165V167L175 166ZM7 165V168L5 167ZM108 165V166H109ZM167 165V164H166ZM105 166H106V161H105ZM111 167V166H110ZM176 167V169H178ZM26 168V170H28ZM35 168H37V167H35ZM39 168V167H38ZM175 168V167H174ZM110 169V171H111V168H109ZM115 169V170H116ZM36 170V169H35ZM34 170V171H35ZM37 170H39V169H37ZM40 170H42V168H40ZM164 171H165V168L163 169ZM173 170V169H172ZM32 171H33V168H32ZM31 171V172H32ZM167 171V170H166ZM176 171V172H177ZM26 172V171H25ZM24 172V173H25ZM36 172V171H35ZM119 172H121V171H119ZM123 172V171H122ZM157 173H159L158 171H156ZM171 172H173L174 173V170L173 171H171ZM33 173V172H32ZM115 173H117V172H115ZM114 173V174H115ZM167 173V172H166ZM168 173H169V171H168ZM167 173V174H168ZM28 174H30L29 172H28ZM127 174H126V176H127ZM155 174V173H154ZM162 174H164L163 172H162ZM26 175V174H25ZM116 175H118V174H116ZM115 175V176H116ZM119 175H121V173L119 174ZM28 176V175H27ZM112 176V175H111ZM148 176V177H147ZM159 176V175H158ZM167 177L169 176H171V175H166ZM120 177V176H119ZM122 177V175H121V178H122V180L124 179ZM146 177H147V179H146ZM156 177H157V175H156ZM26 178H28V177H26ZM113 179H114V177H113ZM113 179H112V181H113ZM168 179V178H167ZM167 179L165 178V180L167 181ZM173 179V176H171V180ZM116 180V179H115ZM122 180H120V181H122ZM164 180V179H163ZM169 180L170 179H168V182H169ZM26 181V180H25ZM120 181H119V183H120ZM125 181V180H124ZM131 181V180H130ZM129 181V182H130ZM131 181V182H132ZM173 181V180H172ZM183 181V182H184ZM31 182V181H30ZM117 180H116V183H115V185L117 184ZM165 182V181H164ZM168 182H166V184L168 183ZM175 182V181H174ZM122 183H123V181H122ZM169 183H171V182H169ZM173 183V182H172ZM176 183H179L178 181L176 182ZM30 184V183H29ZM114 184V181H113V183H112V185ZM121 184V183H120ZM120 184H119V186H120ZM125 184V183H124ZM151 184H154V186L153 185H151ZM180 184H181V182H180ZM84 185V184H83ZM82 184H81V186H83ZM122 186H123V184H121ZM157 185V186H156ZM177 185V184H176ZM182 185V184H181ZM183 185H185V184H183ZM30 186H31V184H30ZM80 186V187H81ZM110 186H111V184H110ZM125 186V185H124ZM152 186V187H151ZM167 186H168V184H167ZM171 186H173L172 184H171ZM115 187H117V186H115ZM126 187V186H125ZM140 187H142V185L140 186ZM143 187H144V184H143ZM82 188V187H81ZM113 188V186H111V189ZM147 188V190H149ZM181 188H183V186H181ZM181 188H179V190L181 189ZM117 189V188H116ZM119 189H123V188H119L118 187V190ZM145 189H146V187H145ZM170 189V188H169ZM168 189V190H169ZM172 189V188H171ZM176 189V191L175 192H177V188H175ZM113 190V189H112ZM111 190V191H112ZM115 190V189H114ZM118 190H115V191H117V192H121V191H118ZM141 190V189H140ZM183 190V189H182ZM30 191V190H29ZM114 191V192H115ZM143 191V190H142ZM164 191V190H163ZM162 191V192H163ZM171 192H173V189L172 190H170ZM144 192H145V190H144ZM149 192V191H148ZM165 192V191H164ZM24 193V192H23ZM30 193V192H29ZM126 193V197L128 198V196H127V192H125ZM166 193V192H165ZM169 193V192H168ZM34 194V193H33ZM115 195H111L112 197L114 196V199H117V198H120V199H122L123 197H124V195H119V194H117L116 195V192L114 193ZM123 194V193H122ZM140 194L141 193H139V195L138 196H140ZM159 194H162V193H159ZM170 195L172 194V193H169ZM177 194V195H178ZM38 195V194H37ZM39 195H41V194H39ZM144 195V194H143ZM146 195V194H145ZM166 195V194H165ZM168 195V194H167ZM26 196V195H25ZM31 196H32V194H31ZM34 196H35V194H34ZM152 196L150 197V198H152ZM157 196V195H156ZM155 196V197H156ZM161 196V195H160ZM163 196V195H162ZM174 196V195H173ZM28 197V196H27ZM38 198H39V196H37ZM88 197V196H87ZM86 197V198H87ZM109 197V196H108ZM122 197V198H121ZM143 197H145V196H143ZM165 197H167V196H165ZM172 197V196H171ZM170 197V198H171ZM24 198V197H23ZM36 198V197H35ZM42 198V197H41ZM84 198V197H83ZM127 198H125V199H127ZM130 198V197H129ZM145 198H149V195H146V197ZM158 198H160V197H157V200H158ZM162 198V197H161ZM160 198V199H161ZM27 198H25V200H26ZM30 199H31V197H30ZM33 199V198H32ZM31 199V200H32ZM89 199V198H88ZM113 199V200H114ZM120 199H118V200H116V201H119ZM125 199H122V200H125ZM163 199H164V197H163ZM24 200V199H23ZM23 200H22V202H23ZM42 200V199H41ZM81 200V199H80ZM83 200V199H82ZM97 200V199H96ZM99 200H100V198H99ZM109 200H112V199H109ZM128 200V199H127ZM126 200V201H127ZM137 200V199H136ZM153 200V199H152ZM155 201H157L156 200V198L154 199ZM166 200H168L167 202H169V199L167 198H165V201ZM171 200V199H170ZM36 201H39V200H36ZM46 201V200H45ZM45 201H44V203H45ZM98 201V200H97ZM96 201V202H97ZM115 200H114V202H116ZM138 201V200H137ZM27 202H29V200L27 201ZM43 202V201H42ZM47 202V201H46ZM100 202V201H99ZM128 202V201H127ZM135 202V201H134ZM21 203V202H20ZM26 203V202H25ZM38 203H40V202H38ZM43 203V204H44ZM93 203H95L94 201H93ZM101 203H103L102 201H101ZM109 203H113V202H108V204ZM119 203H120V201H119ZM123 203H125V201L123 202ZM123 203H120L121 205L123 204ZM141 203V201H139V204ZM150 203V202H149ZM29 204V203H28ZM27 204V206H29ZM32 204V203H31ZM42 204V205H43ZM100 204V203H99ZM116 204V203H115ZM127 204V203H126ZM125 204V207L127 206V205H129V202H128V204L126 205ZM136 204V203H135ZM139 204H137V205H139ZM143 204H145V206L146 205H148V203H147V199H146V202H144ZM143 204H142V206H143ZM165 204V203H164ZM36 205V204H35ZM83 205V204H82ZM82 205H81V207H82ZM85 205V204H84ZM95 205H98V203L97 204H95ZM102 205V204H101ZM110 205H112V204H109L108 206H110ZM119 205V204H118ZM117 205V206H118ZM120 205V206H121ZM151 205V204H150ZM19 206V205H18ZM17 206V207H18ZM23 206V205H22ZM26 206V207H27ZM40 206H41V204H40ZM87 206V205H86ZM86 206L84 207V209L86 208ZM113 206H114V204H113ZM116 205L114 206V207H117ZM122 206H124V204L122 205ZM133 206V204L130 206V207H132ZM141 206V205H140ZM163 206V205H162ZM13 207H15V206H13ZM24 207V206H23ZM32 207V206H31ZM34 207V206H33ZM37 208L39 207V204H38V206H36ZM34 208L35 210H37V208ZM89 207V206H88ZM87 207V208H88ZM97 207V206H96ZM95 207V208H96ZM99 207V206H98ZM101 207H103V206H100V209H101ZM107 207V206H106ZM114 207H112L111 209L113 210V208ZM124 207V208H125ZM130 207L128 208V209H126L125 208V211L124 210H121L122 212L124 211V213L125 214H122L123 216L121 217V218H123V221H124V225L125 224H127L128 226H127V228L128 227H131L130 225H132V222H135V224H137V219L136 220H130V218H129V216L131 215V213H132V208H131V210H130ZM136 207V206H135ZM135 207H133V208H135ZM147 207H149V205L147 206ZM146 207V208H147ZM20 208H21V206H20ZM20 208H16V209H20ZM25 208V207H24ZM24 208H22V211L24 212ZM40 208V207H39ZM83 208V207H82ZM81 208V209H82ZM86 208V209H87ZM104 208H105V206H104ZM120 208V207H119ZM143 208V207H142ZM145 208V207H144ZM143 208V209H144ZM145 208V209H146ZM162 208V207H161ZM167 208V209H166ZM13 209V208H12ZM16 209H15V211H16ZM24 209V210H23ZM100 209H97L96 208V210H100ZM105 209H107V208H105ZM104 209V210H105ZM21 210V209H20ZM27 210V209H26ZM26 210H25V212H26ZM32 210V209H31ZM30 210V211H31ZM34 210V211H35ZM93 210V209H92ZM103 210V209H102ZM108 210V209H107ZM115 210V209H114ZM113 210V211H114ZM158 210V209H157ZM156 210V211H157ZM13 211H14V209H13ZM18 211V210H17ZM34 211H31V212H34ZM38 211H39V209H38ZM38 211H37V213H36V215L38 214ZM94 211V210H93ZM109 211H110V208H109ZM113 211H111V213L113 212ZM117 211V210H116ZM120 211V210H119ZM133 211H135L136 212V210H133ZM31 212H29V209H28V213H31ZM83 212V211H82ZM97 212H101V210L100 211H96V212H94V214H96ZM106 212V211H105ZM121 212V213H122ZM158 212V211H157ZM18 213V212H17ZM17 213H15L14 212V214L16 215ZM35 213V212H34ZM84 213V212H83ZM110 213V214H111ZM117 213V212H116ZM140 213V212H139ZM153 213V212H152ZM155 213H153V214H155ZM21 214V213H20ZM22 214H25V213H22ZM33 214V213H32ZM39 214H40V212H39ZM81 214V213H80ZM92 215H94L93 213H91ZM98 214V213H97ZM96 214V215H97ZM103 214H105V215H107L108 214V212L107 213H103ZM113 214V213H112ZM111 214V215H112ZM18 215V214H17ZM28 215V214H27ZM30 215V214H29ZM28 215V216H29ZM35 215V214H34ZM33 215V217H35ZM84 215V214H83ZM99 215V214H98ZM110 215V216H111ZM140 215H142V214H140ZM21 216H24V215H21ZM85 216H86V214H85ZM108 216V215H107ZM106 216V217H107ZM113 216V215H112ZM27 216H25V219L24 220H26V219H28L29 220V218H26ZM89 217H91V216H89ZM96 217V216H95ZM99 217V216H98ZM98 217H97V219H98ZM102 218H103V216H101ZM100 217V218H101ZM105 217V218H106ZM116 217V216H115ZM134 217V215H133V213H132V218ZM84 218V217H83ZM82 218V219H83ZM111 218V217H110ZM117 218H118V215H117ZM135 218V217H134ZM133 218V219H134ZM138 218V219H139ZM113 219V218H112ZM120 219V218H119ZM86 220V222L88 223V221L89 220H87V219H85ZM103 220V219H102ZM106 220H107V218H106ZM105 220V221H106ZM118 220V219H117ZM121 220V219H120ZM91 221V220H90ZM94 221V220H93ZM92 221V222H93ZM109 221H111L110 219H109ZM114 221H116V220H114ZM113 221V222H114ZM130 221H131V224H130ZM137 221V222H136ZM29 222H30V220H29ZM96 221H94V223H95ZM103 222V221H102ZM119 222V221H118ZM105 223V222H104ZM110 223H112V221L110 222ZM123 223V222H122ZM89 224V223H88ZM113 224V223H112ZM116 224V223H115ZM134 224V225H135ZM84 227H85V225L84 224H82ZM107 225V224H106ZM123 225V224H122ZM121 224H119L118 226H122ZM28 226L30 227V225H29V223H28ZM88 226V225H87ZM108 226V225H107ZM112 226V225H111ZM117 226V227H118ZM126 226V225H125ZM136 226V227H137ZM109 227V226H108ZM133 228H134V226H132ZM112 227H110L109 229H111ZM115 227H113V229H114ZM120 228V227H119ZM122 228V227H121ZM127 228H125L126 230H127ZM83 229V228H82ZM118 229V228H117ZM122 229H124V228H122ZM130 229V228H129ZM115 230V229H114ZM118 230H120V229H118ZM118 230H116L117 231V233H118ZM138 230H142V231H138ZM23 231V230H22ZM121 232L123 231V230H120ZM126 232H128V231H125V234H126ZM132 232V233H133ZM136 232V233H137ZM9 233H11V232H9ZM24 233V232H23ZM120 233V232H119ZM129 233V232H128ZM18 234V233H17ZM16 234V235H17ZM19 234H20V232H19ZM113 234V233H112ZM122 234H123V232H122ZM130 234H131V232H130ZM4 235H5V237H4ZM10 235V234H9ZM20 235H22V233L20 234ZM127 235V240L126 241H128V239H129V237H131V236H133L134 235V233L131 235V236H129L128 234H126ZM137 235V234H136ZM14 236V235H13ZM17 236H19V235H17ZM16 236V238L18 239L19 237H17ZM116 236V235H115ZM124 236V235H123ZM138 236V235H137ZM136 236V237H137ZM124 237H126V236H124ZM135 237V236H134ZM133 237V238H134ZM135 237V238H136ZM139 237V236H138ZM7 238V237H6ZM8 238H9V236H8ZM21 238V237H20ZM115 238V237H114ZM10 239V238H9ZM110 239V238H109ZM112 239V238H111ZM132 239V238H131ZM130 239V240H131ZM20 240H22V239H20ZM19 240V241H20ZM130 240H129V242L128 243H131V244H133V242H130ZM133 240V239H132ZM131 240V241H132ZM11 241V240H10ZM10 241H8L9 242V244H13V243H10ZM18 241V240H17ZM18 241V242H19ZM113 241V240H112ZM2 242V241H1ZM0 242V243H1ZM16 242V241H15ZM125 242V241H124ZM4 243V242H3ZM6 243H7V241H6ZM19 243H21V241L19 242ZM104 243V242H103ZM126 244H127V242H125ZM23 244V243H22ZM21 244V245H22ZM110 244V243H109ZM114 244V243H113ZM8 245V244H7ZM100 245V244H99ZM130 245V244H129ZM2 246H3V244H2ZM4 246H5V243H4ZM3 246V247H4ZM9 246V245H8ZM7 246V247H8ZM18 246V245H17ZM20 246V245H19ZM24 246V245H23ZM91 246H92V244H91ZM94 247L96 246L97 247V244L96 245H93ZM133 246V245H132ZM131 246V247H132ZM13 247V246H12ZM14 247H16V246H14ZM101 247V246H100ZM105 247V246H104ZM5 248V247H4ZM18 248H20V247H18ZM17 248V249H18ZM98 248V247H97ZM96 248V249H97ZM126 248H128V246L126 247ZM8 249V248H7ZM12 249V248H11ZM21 249V248H20ZM92 249V248H91ZM130 249V248H129ZM3 250H5V249H3ZM93 250V249H92ZM5 251H7V250H5ZM4 251V252H5ZM24 250H22V252H23ZM99 251V250H98ZM130 251H132V250H130ZM11 252H12V250H11ZM128 252H129V250H128ZM1 253V252H0ZM7 253V252H6ZM19 253V252H18ZM18 253H16L17 255H18ZM24 253V252H23ZM4 254V253H3ZM8 254V253H7ZM12 254V253H11ZM14 254L15 253H13L12 255L14 256ZM22 254V253H21ZM27 254V253H26ZM26 254H23V255H26ZM96 254V253H95ZM94 254V256H97V254L95 255ZM5 255V254H4ZM20 255V254H19ZM124 255H126V254H124ZM129 256V255H128ZM128 256H127V258H128ZM8 257V256H7ZM24 257V256H23ZM29 257V256H28ZM3 258V257H2ZM12 258V257H11ZM10 258V259H11ZM16 258V257H15ZM25 258V257H24ZM128 258V259H129ZM5 259H7V258H5ZM9 259V261L10 262H12L11 260ZM35 259V258H34ZM124 259H125V256H124ZM127 259V260H128ZM32 259H30V261H31ZM61 260V259H60ZM59 259L58 260H56V261H60ZM95 260H97V259H95ZM126 260V261H127ZM5 261L6 260H4V263H5ZM8 261V262H9ZM38 261V260H37ZM55 261V262H56ZM125 261V260H124ZM7 262V261H6ZM8 262L6 263V264H8ZM15 262V261H14ZM55 262H53L54 264H56ZM38 263V262H37ZM59 263H61V262H59ZM97 263V262H96ZM66 264H68V263H66ZM69 264H70V262H69ZM123 264H125V263H123Z\"/></svg>","mask_w":264,"mask_h":264},{"label":"rangeland","instance_id":"374dc122","mask_svg":"<svg viewBox=\"0 0 264 264\" xmlns=\"http://www.w3.org/2000/svg\"><path fill=\"white\" fill-rule=\"evenodd\" d=\"M7 1H8V3L9 4H11V6H9V4L7 3ZM3 0V1H1L0 0V2H2L1 4H0V6H4L7 10H9V9H11V10H9V11H11L10 12V16L7 14V12H9V11H7V12H5V8L4 7H0V12H2L3 11V13H0V19H1V16H2V21L0 20V30H2L3 32H1L0 31V36H1V40L2 41H4V42H6L7 40L9 41V43H10V41H11V45H13L14 46V50H11L12 48L11 47H13V46H11L10 44L8 45V41L6 42V43H4L3 44V42L2 41H0V48H2L3 49V51H2V49H0V52L2 51V54L0 53V56H1V58H0V60L2 59L4 62H2V60H1V62H0V65L3 63L4 65H7L6 67H8L7 69H6V67H4V65H3V67H4V70H3V67L1 68V72H3V71H6V70H8V72H10V73H7V74H9V75H7L6 73H4L3 72V74L1 73L0 75H1V79H4L3 81L5 82V80H6V82L4 83L3 81V83H1L0 84V104H2V105H0V110H1V114L3 113V115L1 116V114H0V127H1V129H0V132H1V130H2V132L0 133V143H2V141H4L2 144H1V146L2 147H4L2 150L4 151V152H6V153H4V154H6V156L8 157V158H10L9 160V162H10V165H11V163H12V165H14V166H20V162H22L21 160H22V156H23V153H24V150H26L27 148H28V146L29 147H32L33 145H36V143H37V141H38V138H39V135L42 133V132H44V131H50L51 132V134H53L54 136H56V141H57V143H56V141L55 142H53L52 143V145H49V146H47L44 150H42V152L40 153V155H39V158H37V165H35L34 167H31V166H28V168H27V165H25V169L23 168L22 170H21V172H23V173H21L20 175H22L21 176V178L23 177V175H24V177L22 178V179H24L23 181L24 182H26L25 184H26V186L27 187H25L24 189H23V191L21 192V200H20V202H17L18 203V205H16V204H14L13 206H15V207H13L12 206V208L14 209V211H13V209L11 208V212H13V214L11 213V215L13 216V217H15V219H17L18 217H20V218H18V220H16V221H18V223L20 224V220H22V221H26V226H24L25 228H22L21 230L19 229L18 230V232L16 231V233H13L12 232V230H9L8 231V234L6 233L5 235H6V237H5V235H4V237L5 238H3L0 242V264H6L8 261H9V259L12 261V262H8V264H54L53 262H55L56 260H60V261H56L55 263L56 264H66V263H68L69 264V262H70V264H123V263H125V264H127V262H129V260H131V258H132V256H131V254H133V250H134V246H135V243L136 242H138L137 240L139 239H142L141 237H140V235H143L142 233H143V231L142 230H138V231H142V232H137V230H136V232L134 231L133 232V229L135 230V228H138V229H140L141 228V226H137L138 225V223H140V221H141V218H139V217H142L143 216V214H145V213H148L149 211H150V213H148V214H151V215H156V213H157V215L158 214H160V212H162L163 210H165V207H167L168 205L170 206V204H167V203H170L171 201H173V200H175L176 199V196L178 197V196H180V195H182L181 193H184L186 190H187V186H186V183H185V181L184 180H180L179 181V179H176V180H174V176L178 173L179 174V172L177 171V170H179V171H181V168L179 169V167H177V166H180V165H178V162L177 161H175L174 160V164H175V168L173 167V162L172 161H169L170 162V164H169V162L167 161H165L164 162V160H162V159H160L159 161L161 162L160 164H161V167H160V169L158 170V169H156V170H153V174L151 175V173H149L148 174V176L150 175V177H148V179L149 180H151L153 177H155V178H153L155 181H157L156 180V178L157 179H162L163 177V175L165 176V178L167 179H170L169 180V182H171V183H169L168 182V179H167V181L165 180V178H163L162 179V181H163V183H165V185H166V187L163 185V189L161 188V189H158V191L159 190H161V191H159V193H162V194H159L158 192H157V196L154 194V197L152 196V195H150L149 193L151 192L150 191V189L147 187L148 186V184H147V186H145L146 184L145 183H143L144 184V187H143V184L142 183H140L141 185H142V187H140L141 185H138L137 183H136V185H135V183H134V185H127V184H130V183H133V181H132V179L130 178V177H128V174H127V176H126V174L124 173V171L125 170H122V168H120V169H116V168H118V167H116L115 169H114V172H112L113 170V167H112V165L110 164V161L109 160H107L108 159V157H109V154H108V149H110V146H112V144L114 143L115 145H119V146H117L118 148H122V147H128L127 145H129L128 143H126V140L127 141H130L132 138H134L133 140H135V138L136 137H138V144L140 145L141 144V147H142V145H143V143L144 142H142L143 141V139H145L144 137H147L148 135H149V133L151 134V127L149 128V126L151 125V123L153 124V122H155L154 120H156V121H158L157 119H153L154 117H151L150 115H149V111L151 110V112L150 113H152L153 114V112H154V115L156 116L155 118H158L159 119V117H158V114L160 113L159 111L160 110H164L167 106H165V105H167V104H170V105H168V107H170L169 109H168V107L163 111V112H165V115H167V117L169 116V115H171V118H174L175 117V114L176 113H178V111H179V107L178 108H176V109H174V108H172L171 107V104L173 103V100L171 101V99H173V95L171 94H168V93H164V92H162V93H164L163 95L164 96H160L159 94H160V92L158 91L160 88H165L163 91H165V92H170V90L167 88V86L160 80V77L158 76V75H156L158 72L154 69L156 66L154 65V63H156V61L154 60V56H153V54H152V51L150 50V49H148L149 47L147 46V45H145L144 44V46H143V42H142V40L140 41V39H141V37H142V35H143V33H145L146 32V35H149V36H151L152 37V35H154V36H159V46H155V49H159L157 52H159V51H161V53L163 52V53H166V54H168L169 52H170V49H173L174 47H175V45H176V41L173 39V37H175V36H172L173 34L172 33H174L173 32V30L172 29H174L175 30V28L176 27H172L171 26V29H170V27L168 28V29H166V31L167 30H169L167 33H169V35H168V37H167V35H165L166 34V31H165V29H162L161 30V28L160 27H158V23H157V20H156V18L155 19H151L152 17H149V16H153V17H155L156 15H155V13H154V15H152L153 13V11L156 9L154 6H152L150 3V6H149V4H148V6L147 5H145V4H147L148 2H149V0L148 1H142L143 3L141 4V0L139 1H136V0H134V1H136V2H134V4H132V2H133V0H125V2H121V0H119V2L118 1H116V0H69V1H66V0H60V5L59 4H57L58 2H59V0H56L55 2H54V0L52 1H50L49 0V3L47 2L48 0H32V3L30 2L31 0ZM10 1V2H9ZM35 3H34V2ZM39 1V2H38ZM62 1H63V3H65V1L67 2V4H64V7H66V6H68V7H66L65 9H66V11L68 12V13H66V12H64L65 10H64V7H63V3H62ZM122 1H124V0H122ZM4 2V3H3ZM7 3V5H6V3ZM44 2V3H43ZM113 2V3H112ZM118 2V3H117ZM120 2H121V4L123 3V5L121 6V4H120ZM131 2V3H130ZM145 2H147V3H145ZM41 3H43L42 5H41ZM46 3H48V5L49 6H47V4ZM52 3H54L53 5H52ZM115 3V4H114ZM128 3V5H125L126 7H127V10H126V7L124 6V4H127ZM136 3V4H135ZM145 3V4H144ZM6 6H5V5ZM12 4H14L13 5V7H14V11H12ZM27 4H31L30 5V7L29 6H27ZM38 4H40V5H38ZM46 4V6L47 7H42V6H44ZM56 4V5H55ZM118 4V5H117ZM130 4V5H129ZM35 7H34V6ZM52 5V6H51ZM58 5H59V7H58ZM62 5V6H61ZM112 5V6H111ZM136 5V7H134ZM138 5H140V6H138ZM142 5H144L143 7H142ZM8 6V7H7ZM27 6V8H25ZM33 8H32V7ZM55 6V7H54ZM56 6H57V8H56ZM60 6L63 8H60ZM115 6V7H114ZM128 6H133V8H135V9H132V8H130V7H128ZM147 6V7H146ZM10 7V8H9ZM17 9H16V8ZM42 8L43 10H44V12L45 13H43V10L42 9H40L38 12L36 11V10H34V9H36V8ZM49 7H51L50 9H49ZM54 7V8H53ZM109 7H111V8H109ZM117 7H119V8H123L124 10H126L127 12H123L124 10H122V11H120V9L119 8H117ZM146 8V10H144L145 8ZM3 8H4V10H3ZM33 10H32V9ZM38 8H37V10H38ZM53 8V9H52ZM59 8V9H58ZM107 8V9H106ZM108 8H109V10H108ZM128 8H130V9H128ZM141 8V9H140ZM144 8V9H143ZM147 8H149V9H147ZM28 11V13H29V15H27L28 13H27V11ZM48 9V10H47ZM58 9V10H57ZM62 9V10H61ZM104 9H105V11L107 12L108 11V13H106L105 11H104ZM138 9H140L139 11H138ZM151 9V10H150ZM17 10V11H16ZM31 10H32V12H31ZM62 12H61V11ZM104 11L103 13L102 12H100V13H98V16H97V12H99V11ZM117 10V11H116ZM132 11V13L131 12H128V11ZM144 10V11H146V12H142V11ZM147 10H148V12H149V10H150V12L151 13H149V15H148V13H147ZM18 11H20V12H18ZM23 11H25V12H23ZM35 13H34V12ZM42 11V12H41ZM55 11H57V12H55ZM113 11H115V13L113 14L112 12ZM119 11V12H118ZM135 11H138V13H139V15L137 16V14L138 13H136ZM6 14H5V13ZM17 12L19 13L18 15H17ZM31 12V13H30ZM47 12V13H46ZM52 12V13H51ZM111 12V13H110ZM119 14H118V13ZM135 12V13H134ZM145 13V14H142V13ZM13 13V14H12ZM36 13H37V15H36ZM61 13V14H60ZM66 13V14H65ZM96 15H95V14ZM118 15H117V14ZM130 13V14H129ZM141 13V14H140ZM15 14V15H14ZM25 16V18L22 16ZM31 14V15H30ZM51 14V15H50ZM54 15V17L53 18H51V16H53ZM57 14L59 15V18H61V20L58 18V17H56L57 16ZM68 14V15H67ZM70 14V15H69ZM102 14V15H101ZM109 14H111V15H109ZM126 14H128L129 16L130 15H132V16H134L135 17V15L137 16V17H135V19L133 20V18L131 19L130 17H126ZM147 14V15H146ZM6 15H8V16H6ZM23 17V18H20V19H17V18H19V17H21V16ZM32 15H33V17H34V19H36L35 17H37V19L39 18V21H40V19L41 18H44V20L43 19H41V20H43V21H38L37 19L35 20V21H37V22H34L33 21V19H29V17L30 18H33L32 17ZM41 15V16H40ZM47 15H48V17H47ZM63 15V16H62ZM67 17H66V16ZM94 17H93V16ZM101 15V16H100ZM106 15V16H105ZM114 15V16H113ZM115 15H117V16H115ZM122 15H124V16H122ZM142 15H145L147 18H148V20H145V16L143 17ZM19 16V17H18ZM43 16V17H42ZM61 16V17H60ZM65 16V17H64ZM97 16V17H96ZM113 16V17H112ZM118 16L120 17V19H118ZM122 16V17H121ZM139 16H141V20H140V17ZM6 17H7V19H8V17H9V19H11V20H9L8 22H7V19H6ZM28 17V18H27ZM96 17V18H95ZM101 17V18H100ZM105 17V18H104ZM110 17V18H109ZM48 18H50V19H48ZM55 18V19H54ZM58 18V19H57ZM68 18V19H67ZM91 18H93V19H95V20H92ZM102 19V20H100V19ZM110 19V20H108V19ZM113 18V19H112ZM116 18H117V21H118V24H117V22L115 21L116 20ZM143 18H144V20H143ZM4 19H5V21L6 22H4ZM13 19V20H12ZM16 19H17V21L19 20V22H18V24H17V21H16ZM22 19V20H21ZM51 19H53V20H51ZM67 19V20H66ZM111 19L113 20V21H111ZM115 19V20H114ZM127 19H130V20H132V21H130V20H127ZM47 20H51V24H49L48 23V25H47ZM55 20H59V21H55ZM94 23H92L91 21ZM97 20H99V21H97ZM121 20H123V21H121ZM127 20V21H126ZM21 21V22H20ZM23 21V22H22ZM24 21H25V23H24ZM31 21V22H30ZM33 21V22H32ZM102 21V22H101ZM105 23H104V22ZM120 21H121V23L123 24V26L122 25H120ZM144 21V22H143ZM156 23H155V22ZM16 22V23H15ZM29 22V23H28ZM44 22H46L45 24H44V27H43V24L42 23H44ZM49 22V21H48ZM54 22H56V23H54ZM62 22V23H61ZM66 22V23H65ZM96 22V23H95ZM99 22V23H98ZM126 22H128V23H126ZM132 24H131V23ZM136 22H139V23H141V24H139V23H136ZM143 22V23H142ZM149 23V25H148V23ZM153 24H152V23ZM16 25H15V24ZM20 23H23V24H20ZM26 23H28V24H26ZM32 23V24H31ZM36 25H35V24ZM38 23V24H37ZM60 23V24H59ZM88 23V24H87ZM103 25V28H105V29H102V25ZM128 24V25H126V24ZM136 23V24H135ZM147 23V24H146ZM2 24V25H1ZM6 24V25H5ZM20 24V25H19ZM33 25L34 24V26L38 29V31H40L41 29V31L38 33V31H35V30H37V29H35V27L33 26V27H30V25ZM42 24V25H41ZM53 24H55V26L53 25ZM63 24H64V26H63ZM93 24V25H92ZM96 24V25H95ZM98 24V25H97ZM100 24V25H99ZM106 24V25H105ZM111 25L110 27H108V25ZM136 26H138V27H136ZM153 26H152V25ZM155 24V25H154ZM20 27H19V26ZM24 25V26H23ZM38 25V26H37ZM51 25V26H50ZM59 25H61L60 27L62 28V30H61V28H58V26ZM82 25V26H81ZM84 25L86 26L85 28L86 29H88L87 31L84 29ZM92 26L91 28L89 27V26ZM96 27H95V26ZM113 25V26H112ZM118 25H120V28H119V26ZM145 25H148V26H145ZM157 25V28L155 27ZM6 26V27H5ZM21 26H23L22 27V29H21ZM41 26H42V28H41ZM47 26V27H46ZM50 26V27H49ZM94 26V27H93ZM98 26H100L101 28L100 29H98ZM106 26V27H105ZM125 26V27H124ZM159 26H161V25H159ZM25 27V28H24ZM49 27V28H48ZM81 27H83L82 29H84L83 31H81ZM129 28V29H126V28ZM132 27H134L133 29H131ZM136 27V28H135ZM141 27V28H140ZM142 27H144V28H142ZM152 27H155V28H152ZM18 30H17V29ZM23 28H24V30H23ZM34 30L35 32H33L32 30ZM34 28V29H33ZM48 28V30L46 31L45 29H47ZM51 28H53L54 29V31L51 29ZM90 28V29H89ZM93 28H95V29H98V30H94ZM124 28V29H123ZM11 29H14L13 30V32H11V33H9L10 31H11ZM44 29V30H43ZM108 30V32H107V30ZM112 29H113V31H118L117 33L116 32H113L112 31ZM114 29H116V30H114ZM135 30V31H131V30ZM144 29V31L145 32H143L142 30ZM148 29V30H147ZM154 29V30H153ZM10 30V31H9ZM31 30V32H29ZM49 30H51L52 32H51V34L48 32ZM56 30V31H55ZM92 30H93V32H94V34H93V32H92ZM103 30H105V31H103ZM111 31V33H110V31ZM130 30V31H129ZM157 30V31H156ZM158 30H160V31H158ZM172 30V31H171ZM7 31V32H6ZM16 31H17V33H16ZM20 31V32H19ZM22 31V32H21ZM23 31H26V32H29V34L30 33H32L33 32V35H34V37H30V36H33L32 34L31 35H29L28 37L26 36L27 34H26V32L24 33ZM45 33H44V32ZM81 31V32H80ZM90 31V32H89ZM99 33V34H97V32ZM100 31V32H99ZM101 31H102V33H101ZM128 31H129V33H128ZM142 31V33H138V32H141ZM162 31H164V32H162ZM4 32H6L7 34H5ZM41 34V32H43L42 34H41V36L43 37V39L45 38V40L43 41V39L41 40L40 38H39V36H38V34ZM49 33V35H52V36H49L47 33ZM82 34H80V33ZM85 34H83V33ZM127 32V33H126ZM138 34H137V33ZM165 33L164 35L162 34V33ZM8 33H9V35H11V37L8 35ZM14 33V34H13ZM87 33H88V35H87ZM92 33V34H91ZM101 33V34H100ZM111 35H110V34ZM114 33V34H113ZM116 33V34H115ZM162 34V36L160 35V34ZM3 34H5V35H3ZM18 34V35H17ZM19 34H20V36H19ZM24 34H26V35H24ZM36 34V35H35ZM45 34H46V36H45ZM89 34H91V35H93V36H95L96 34V38L95 39H93V36H89ZM103 34V35H102ZM119 34V35H118ZM137 34V36H135ZM141 34V35H140ZM16 35L17 36H19V37H16ZM22 35H24V36H22ZM48 35V36H47ZM55 35V36H54ZM80 35H81V37H80ZM101 35V36H100ZM105 35H107V36H105ZM109 35V36H108ZM8 36V38L6 39V40H4L3 39V37L4 38H6ZM14 36V37H13ZM22 36V37H21ZM78 36V37H77ZM82 36H84V37H82ZM86 36V37H85ZM139 36V37H138ZM165 36V37H164ZM172 36V37H171ZM13 40H11L10 38ZM49 37L50 38H53V39H49ZM55 37V38H54ZM91 37V38H90ZM109 37H111V38H114L115 40H114V42H116V43H113L112 41H113V39H112V41H111V39L109 38ZM123 37H125L124 39H126V40H124L123 39ZM131 37V38H130ZM133 37V38H132ZM135 37H137V38H135ZM162 37H163V39L165 38V41H163V39H162ZM168 38V40H167V38ZM17 39L16 41L14 40V39ZM20 38V39H19ZM22 38V39H21ZM24 38V39H23ZM35 39V40H31V39ZM37 38H38V40H37ZM82 38H84V40L85 39H87V40H83V41H81L82 40ZM102 38H103V41H102ZM107 38H108V40H107ZM121 38V39H120ZM139 38V41L137 40ZM78 39V40H77ZM89 39H91V41H92V43H90V42H88L89 41ZM98 39H100L99 41H98ZM119 41H118V40ZM122 39H123V41H125V42H123L122 41ZM132 39H133V42H135L136 44H133V43H131L130 45H129V43L132 41ZM162 39V40H161ZM172 39V40H171ZM19 40L22 42H24L25 44L26 43H28L27 45H24V46H21L22 45V43L20 42L19 43ZM50 40H53L52 42L50 41ZM80 40V41H79ZM99 42V43H97V44H95L96 42ZM127 40H130V41H128L127 42ZM134 40H136V41H134ZM170 40H171V42H170ZM26 41V42H25ZM30 41H31V44H30ZM35 41V42H34ZM37 41V42H36ZM41 41V45L39 44V42ZM46 41V42H45ZM77 41H79V42H81V43H78ZM108 42V43H104V42ZM161 41H163V42H161ZM167 41L169 42L168 43V45H167ZM172 41H175V44H173L174 42H172ZM15 42H16V44H15ZM47 42L49 43L48 45H47ZM50 42H51V44H50ZM54 42V43H53ZM85 42H86V44H85ZM121 43V42H123V43H121L122 45H120L119 46V44L118 43ZM141 42V44H139V46H137V44L138 43H140ZM33 43V44H32ZM35 43V44H34ZM37 43H38V46H37ZM44 43V44H43ZM52 43H53V45H52ZM75 43H77L76 44V47H75ZM95 44V46H91V44L92 45H94ZM103 43V44H102ZM110 43V44H109ZM112 43V44H111ZM125 43V44H124ZM166 43V44H165ZM171 43V44H170ZM6 44V45H5ZM20 46H18V45ZM99 44V45H98ZM126 44H127V46H126ZM5 45V47H6V49L7 50H9V51H12V52H8L7 50H5L4 48L5 47H3ZM16 45V46H15ZM37 47H36V46ZM48 47H47V46ZM51 45V46H50ZM55 45H56V48H55ZM79 45H81V46H79ZM110 45V47H108ZM134 45V46H133ZM140 45L142 46V47H140ZM167 45V46H166ZM10 46V47H9ZM26 46V47H25ZM32 46H34L33 47V49H31V47ZM40 46H43V47H41V48H44V46L46 47L45 49H43V50H40L41 48H40ZM54 48H53V47ZM86 46V47H85ZM101 46H104L103 47V49H102V47ZM106 46V47H105ZM112 46H116V47H118V49L116 50V47H115V49L113 50V52H111L112 50H109L111 53H112V55H111V53L109 52V51H107L108 49H110V48H114V47H112ZM126 48V50H124L123 48L124 47ZM130 46V47H129ZM137 46V48H135ZM147 46V47H146ZM171 46V47H170ZM17 47H19L18 49H19V51L21 52V49H22V52L23 51H26V52H21V57L22 58H19V55H20V52L19 51H17ZM30 47V48H29ZM39 47V49H36V48H38ZM51 47V48H50ZM76 49H75V48ZM81 49H80V48ZM93 47V48H92ZM100 47V50L98 49ZM127 47L129 48L128 50H127ZM133 47V48H132ZM146 48V50H145V48ZM157 47V48H156ZM168 47H169V49H168ZM29 48V49H28ZM48 48V49H47ZM52 48H53V50H52ZM87 48H89V49H87ZM106 48H108L107 50H106ZM131 48H132V50H131ZM24 49V50H23ZM36 49V50H35ZM47 49V50H46ZM62 49H64V50H62ZM74 49L76 50V53H75V51H74ZM86 49V50H85ZM105 49V50H104ZM135 49H137V51H135ZM140 49V50H139ZM143 50V53H142V50ZM27 50H28V52H27ZM30 50L32 51V52H30ZM37 50H40V51H37ZM45 50V51H44ZM56 50H59L58 52L56 51ZM69 50V51H68ZM74 51V52H72L71 53V51ZM80 52H79V51ZM85 50V51H84ZM90 50V51H89ZM99 50V51H98ZM120 50H121V53H120ZM122 50H124V51H122ZM131 52H130V51ZM144 50H145V52H144ZM166 50H167V52H166ZM4 51H5V53H4ZM14 51L16 52L15 53V55H16V57H14ZM49 51V52H48ZM51 51V52H50ZM57 53H56V52ZM69 52V53H67V52ZM93 51H94V53H93ZM107 51V52H106ZM116 51V52H115ZM127 53H126V52ZM134 51V52H133ZM7 52H8V54H7ZM18 52H19V55H18ZM47 52V53H46ZM61 52H63V54L61 53ZM65 52V53H64ZM77 52H79L80 54H78ZM81 52H82V54H81ZM89 52V53H88ZM91 52V53H90ZM99 54H98V53ZM106 52V53H105ZM125 52V53H124ZM129 52V53H128ZM138 52V53H137ZM141 52V54H139ZM146 52H147V54H146ZM27 53V54H26ZM29 53V54H28ZM35 53V54H34ZM48 53H49V55H48ZM59 53H61V54H59ZM67 53V54H66ZM98 55H97V54ZM100 53H103V54H100ZM116 53L118 54V55H116ZM122 53L123 54H125V55H122ZM151 53V54H150ZM161 53H159V55L161 54ZM162 53V54H163ZM3 54L6 56L7 55V57H12L13 56V58H6L5 56L3 57ZM10 54V55H9ZM32 54H33V56H32ZM38 54H40V55H38ZM70 54H72V55H70ZM84 54V55H83ZM94 54H96V55H94ZM105 54L106 55H108V56H105ZM110 54V55H109ZM126 54H128V55H126ZM135 54V55H134ZM138 54V55H137ZM143 54V55H142ZM162 54L160 55V56H162ZM9 55V56H8ZM12 55V56H11ZM23 55H25L26 57L24 58L23 57ZM35 55H37V56H35ZM61 57H60V56ZM77 56V57H75V56ZM79 55H80V58H79ZM103 55V56H102ZM116 55V56H115ZM122 57H121V56ZM132 55V56H131ZM133 55H134V57H133ZM143 56V58L141 57V56ZM148 56V57H146V56ZM44 56V57H43ZM66 56H68L69 58H70V60L72 59V58H74L72 61H68V60H64V58L66 57ZM84 56V57H83ZM87 57V59H86V57ZM98 56V57H97ZM104 56H105V58H104ZM112 56V57H111ZM113 56H114V58H113ZM127 57V58H131V59H128V61L130 62H128V61H126V60H124V58L123 57ZM131 56V57H130ZM138 56H140V57H138ZM151 56V57H150ZM38 57H40V58H38ZM46 57H47V59H46ZM93 58V61L92 60H90V59H92ZM96 57L98 58V59H96ZM103 58V59H100V58ZM116 57H118V58H116ZM136 57H138V58H136ZM152 59V60H149L150 58ZM4 58V59H3ZM9 59L10 60V62H14V61H18V62H14L15 64H13L12 65V63H9V60L7 61V64H6V59ZM16 58V59H15ZM18 58V59H17ZM24 58V59H23ZM32 58V59H31ZM34 58H36L35 60H34ZM45 59V60H43V59ZM62 58V59H61ZM69 58H65V59H69ZM78 58V59H77ZM107 58V59H106ZM123 58V59H122ZM148 58V59H147ZM11 59L13 60V61H11ZM23 59V60H22ZM27 59H28V61H27ZM82 59V60H81ZM98 61V64L96 63V64H94V62H96V60ZM136 60V59H138L139 61H140V63H139V61L138 60H136V61H134L135 62V64L132 62L133 60ZM144 59V60H143ZM22 60V61H21ZM30 60H32V61H30ZM38 60H41V62H39ZM79 60V61H78ZM84 60H85V62L87 63H84ZM88 60H90V62H91V64H93V65H95V66H92L91 64L89 65V63L90 62H88ZM105 60L107 61V63H104L105 62ZM146 60V61H145ZM20 61L22 62L21 64H17V63H20ZM23 61H24V63H23ZM26 61V62H25ZM38 61V62H37ZM43 61V62H42ZM79 63H78V62ZM101 61H104L103 63L104 64H101L102 62ZM145 61V62H144ZM147 61H149L151 64H146L145 65V63H147ZM151 61H153V62H151ZM32 62V63H31ZM35 62V63H34ZM36 62H37V66H36ZM68 62H71V63H69L68 64ZM75 62H76V64H75ZM111 62H113L114 63V65H115V67L113 68L112 67V65H109V64H111ZM138 62V63H137ZM142 62H144V64L142 63ZM34 63V64H33ZM40 63V64H39ZM81 63V65H79ZM86 64V66L87 65H89L90 66V68H89V66H87V67H85V66H83L84 64ZM109 63V64H108ZM131 63H132V65H131ZM137 63V64H136ZM27 64V65H26ZM28 64H32V65H28ZM38 64H39V66H38ZM73 65L72 67L73 68H71L70 66L71 65ZM101 64V65H100ZM108 64V65H107ZM119 65V67L117 66V70H116V65ZM129 64V65H128ZM134 64V65H133ZM152 64L154 65V66H152ZM1 65V66H2ZM12 65V66H11ZM15 65H19V66H15ZM26 65V66H25ZM41 65V66H40ZM96 65H97V67H96ZM100 66V68H98L99 66ZM140 65H144L145 67L148 65L149 67H154V68H150V69H152L153 71H149V70H147L146 72H145V75H140L138 72H139V68L141 67ZM0 66V67H1ZM11 66V67H10ZM15 66V68H17L16 69V71H14L15 70V68H13ZM21 66V68H20V70H19V67ZM25 66V67H24ZM28 66H29V71L27 70L28 69ZM31 66L32 67H34V68H39L38 70L37 69H31ZM76 66V67H75ZM77 66L81 69V71L83 72H85L86 71V73L87 72H90V73H88V74H85V73H82L81 71H80V69H78L77 68ZM92 66V67H91ZM106 66H109V67H106ZM110 66H111V68H110ZM122 66H126V68L124 67V69H126V70H123V67ZM127 66H128V68H129V66H130V68H129V70H128V68H127ZM134 66H137V67H139V68H134ZM143 66V67H144ZM75 67V68H74ZM94 67H95V69H94ZM122 67V68H121ZM23 68H26V69H23ZM85 68V69H84ZM90 69V71L88 70V69ZM91 68H93V69H91ZM98 68V69H97ZM102 68H103V72H102ZM106 69V71H104L105 69ZM114 70H116L117 72H118V75H117V77L116 76H114V75H116L117 74V72L116 71H114L113 72V69ZM119 68H121L122 69V71H121V69H119ZM134 68V69H133ZM22 69V70H21ZM73 69H75V70H73ZM78 69V70H77ZM82 69H84V70H82ZM110 69H112V70H110ZM130 69H132V70H130ZM136 69V70H135ZM11 70V71H10ZM24 70V71H23ZM32 70V71H31ZM34 70V71H33ZM73 70V71H72ZM88 70V71H87ZM92 70V71H91ZM94 70V71H93ZM119 70V71H118ZM135 70V71H134ZM138 70V71H137ZM155 70V71H154ZM200 71V76L198 75L199 74V71ZM221 70H223V71H221ZM226 72H225V71ZM235 70H237V72L235 71ZM77 71H79L82 75H84V77L86 76V75H88V77L86 78L85 77V81H87V83L86 82H84V83H86V85L85 84H82V86H80V84L77 82V79H76V77L74 78L73 77V73L74 72H76L77 73ZM101 71V72H100ZM121 71V72H120ZM132 71H133V73H132ZM136 71H137V74H136ZM195 71L196 72H198V73H196L195 74ZM235 72V73H232V72ZM7 72V71H6ZM14 72H15V74L18 76V77H16V75L14 74ZM23 72V73H22ZM92 72V73H91ZM95 72V73H94ZM97 72V73H96ZM99 72V73H98ZM127 72V73H126ZM129 72V73H128ZM130 72H131V74H134V76H133V78H131L132 76H131V74H130ZM154 72V73H153ZM184 73H182L183 74V76H182V74L180 75V77H177L178 78V80L177 81H179L180 80V78H181V80L182 79H184L185 78V80L183 81H179L180 83L181 82H183V83H186L187 81V83L184 85L183 83H181V88H179V85H180V83L178 82V84H176V83H172L171 84V87H172V85H173V90L174 91H177L178 93H179V95L182 97V98H184L185 100H186V98L187 99H189L190 98V101H192L191 99H193V97H199V95H201V94H203V93H205V92H207V90H208V94L209 93H211L212 91H213V89H214V91L213 92H217V90L218 89H220L221 87H227L228 85H232V84H235V83H237L239 80V73H238V69H236V68H229V67H223L222 69H220V71L218 72V73H216V75H207L206 76V73H205V71H203L202 70V72H201V69H195V70H191V69H189V71L187 72H185V71H183ZM222 72H225L224 74H225V76H226V74H227V80H226V78H225V76H223L222 77V75H224ZM12 73V74H11ZM20 73V74H19ZM22 73V74H21ZM28 73V74H27ZM31 73V74H30ZM33 73V74H32ZM37 75V76H35V74ZM38 73H40V74H38ZM103 73H105V74H103ZM109 73H111V74H109ZM187 73V74H186ZM219 73H221L220 75H219ZM237 73V74H236ZM10 74H11V77H13V74H14V77L13 78H11L10 77ZM96 74H98V75H96ZM99 74H102V75H100L101 77H99ZM107 74V75H106ZM109 74V75H108ZM113 74V75H112ZM119 74H120V76H119ZM147 74H149V75H147ZM155 75V77L157 76L158 77V79H157V77H156V79L152 76V75ZM184 74H186L187 76H185ZM205 74V76L206 77H202L201 78V76L202 75H204ZM214 74V73H213ZM218 74V75H217ZM8 77H7V76ZM23 75L25 76V75H27L28 76V78L25 76V77H23ZM32 75V76H31ZM74 75H75V73H74ZM95 75H96V77H95ZM110 75H111V77H116V78H113V80L114 79H117V80H114L115 82H116V84H115V82H113V80H112V78L110 77ZM121 75H124V76H121ZM129 75V76H128ZM146 75H147V77H146ZM177 75V74H176ZM189 75H195V76H190L189 77ZM4 76H6V78H8V79H6V78H4ZM21 76V77H20ZM30 76V77H29ZM34 76V77H33ZM93 76V77H92ZM103 76H104V78H103ZM107 76L111 79H109V78H107ZM125 76H127V78H125ZM136 76V77H135ZM142 78H141V77ZM145 76V77H144ZM179 76V75H178ZM209 76V77H208ZM219 76H221V77H219ZM16 77V78H15ZM23 77V78H22ZM33 77V78H32ZM35 77H37L36 79H35ZM39 77V78H38ZM91 77L93 78V80L91 79ZM94 77L96 78V79H94ZM99 77V80L101 79V81H99L100 82V84L102 85V86H100L99 84H97V83H99L97 80V78ZM119 77V78H118ZM135 77V78H134ZM144 77V78H143ZM183 77V78H182ZM192 77V78H191ZM212 77V78H211ZM18 78V79H17ZM20 78V79H19ZM24 78H26L25 80H24ZM31 78V79H30ZM103 78V79H102ZM107 78V79H106ZM122 78H123V80H122ZM125 78V79H124ZM137 78V80H133V79H136ZM150 78H151V80H150ZM154 80H153V79ZM176 78V79H177ZM187 78H189V79H187ZM225 78V79H224ZM23 79V81H21ZM75 79H76V81H75ZM91 79V82H93L94 83V86H93V83H90V82H88L89 80ZM109 79V80H108ZM118 79H119V81H118ZM128 80V82H127V80ZM144 79V80H143ZM148 79V80H147ZM219 79V80H218ZM224 79V80H223ZM27 80H28V82H27ZM33 80V81H32ZM95 80H96V82H95ZM143 80V81H142ZM145 80H146V82H147V84L145 85L144 83L142 84L141 82H145ZM159 80V81H158ZM187 80V81H186ZM222 80V81H221ZM1 81V80H0ZM8 81H10V82H8ZM12 81H13V83H12ZM15 81H17V83L15 82ZM25 81V82H24ZM105 81V82H104ZM109 81V82H108ZM111 81V82H110ZM151 81H155L154 83L153 82H151ZM175 82H177L176 80H174ZM191 81L193 82V84H191ZM224 81V82H223ZM231 81V82H230ZM27 82V83H26ZM104 84H106L107 82H108V84L109 83H111V85L109 86L108 84L107 85H103L102 83ZM130 82V83H129ZM145 82V83H146ZM150 82V83H149ZM159 82V83H158ZM228 83V85H227V83ZM15 83H16V85H15ZM32 84V86L29 88V86ZM76 83L80 86V87H78V85H76ZM113 83V84H112ZM123 85H122V84ZM154 85H153V84ZM196 83L197 84H199V85H196ZM206 83V84H205ZM218 83V84H217ZM226 83V85H224ZM7 84H9V86L7 85ZM10 84H12L11 86L12 87H10ZM19 84V85H18ZM23 84H25L24 86L25 87H27V88H29V89H24L25 87L23 86ZM87 84H89L88 86H89V88H88V86H87ZM91 84H92V88L95 90V91H100L98 94H100L101 96H103V94H104V98L106 99V97H108L107 99L108 100H110V102H112V103H110L107 99V101H105V99H104V101L102 102V99L103 98H101V96H99L98 95V97H100V98H97V96H96V93L94 92H92V89H91ZM115 84V86L116 87H114L113 85ZM119 84H121V85H119ZM126 84V85H125ZM131 84H136V85H131ZM149 84L151 85L152 84V86H149ZM190 84V86H188L187 87V85H189ZM196 86H198V87H196ZM203 85V86H201V85ZM209 86H208V85ZM221 84H223V85H221ZM17 87V86H19V87H17V88H15V86ZM75 85L77 86L76 88H74L75 87ZM97 85V87H96V89L94 88L95 86ZM129 85H131V86H133L134 88H132L131 86H129ZM140 85V86H139ZM148 85V86H147ZM175 85V86H174ZM191 85H192V87H191ZM193 85L195 86V87H193ZM214 85V86H213ZM216 85H218V86H216ZM20 86H23V87H20ZM85 86H87V87H85ZM99 86V87H98ZM104 86V87H103ZM106 86V87H105ZM120 86H122L121 88H119ZM126 86H128L129 87V89H130V91H129V89L126 87ZM136 86V87H135ZM139 86V87H138ZM161 86V87H160ZM185 86H186V88H185ZM211 86V87H210ZM4 87H6V88H4ZM82 87H84V89L86 88V92L84 91L83 92V88ZM100 87H101V89H100ZM108 87V88H107ZM125 89H124V88ZM159 87V88H158ZM177 87H178V89H177ZM191 89H190V88ZM211 90L212 88V91H210L208 88ZM78 88V89H77ZM82 88V89H81ZM100 90H99V89ZM109 88L111 89H117V90H109ZM121 89V90H119V89ZM131 88H132V90H131ZM142 88V89H141ZM158 90H157V89ZM182 88H185V89H183L182 90ZM187 88H188V90H187ZM194 88V89H193ZM205 90H204V89ZM11 89H12V91H11ZM21 89V90H20ZM31 89V90H30ZM75 89V90H74ZM77 89V90H76ZM90 91V89H91V91L89 92L88 90ZM140 89V90H139ZM175 89H177V90H175ZM181 90V92L183 93V92H185L184 94H182L181 92H179L180 90ZM193 89V90H192ZM196 89H197V92H196ZM207 89V90H206ZM8 90H10V91H8ZM13 90H15V93H14V91ZM20 90V91H19ZM27 92V95H26V93L24 92ZM60 90H62V92L60 91ZM126 90V91H125ZM134 90V91H133ZM145 90V91H144ZM147 90H149V91H147ZM153 90V91H152ZM155 90V91H154ZM167 90V91H166ZM203 90V91H202ZM22 91V92H21ZM28 91H29V93H28ZM58 91H60L59 93H58ZM75 91V92H74ZM79 91V93H77V92ZM136 91H137V93H138V95H137V93H136ZM153 93H152V92ZM156 91L158 92V94L156 93ZM187 91V92H186ZM198 91H200L199 93H198ZM8 92H11V94H9ZM21 92V93H20ZM127 92V93H126ZM135 94H134V93ZM141 94H140V93ZM144 92H145V95H144ZM150 92V93H149ZM3 93H5V95L3 94ZM13 93V94H12ZM20 93V95H21V98H20V95H19V97H18V100L16 99L17 97V94H19ZM23 93H25V94H23ZM57 93L59 94L58 96H57ZM63 93V94H62ZM68 93H70L69 95H66V94H68ZM73 93V94H72ZM78 94V95H75V94ZM82 93H84L83 95H86L85 97H83V100L81 99V96L80 95H82ZM85 93H88V94H85ZM90 93V94H89ZM109 93H110V96H109ZM117 93V94H116ZM133 93V95H135V97L137 96V99L134 97V96H132V95H130V94H132ZM156 93V94H155ZM181 93V94H180ZM194 93V94H193ZM198 94L197 96H196V94ZM201 93V94H200ZM55 94H56V96H55ZM92 94H93V96H94V98H93V96H92ZM106 94V95H105ZM108 94V95H107ZM139 94H140V96H139ZM148 94V95H147ZM150 94H152V96L150 95ZM167 94L169 95V96H167ZM185 94H187V95H185ZM188 94H191V95H188ZM193 94V95H192ZM207 94V93H206ZM3 95V96H2ZM10 95H12V96H10ZM14 95V96H13ZM27 96L26 98H25V96ZM52 95H54V96H52ZM63 95H66L65 97H64V100H62V102L60 103L59 101H61L60 99L63 97ZM82 95V96H83ZM91 95V96H90ZM127 95H130V96H127ZM155 97H154V96ZM158 95V96H157ZM167 97H166V96ZM50 96V97H49ZM73 96H75V97H73ZM80 96V98H77V97H79ZM90 96V97H89ZM106 96V97H105ZM115 96V98L116 99H114V98H111V97H114ZM122 96V97H121ZM127 96V97H126ZM145 98H144V97ZM149 96V97H148ZM191 96H193L192 98H191ZM1 97H3V98H1ZM7 97V99H5ZM12 97V98H11ZM15 97V98H14ZM54 97V98H53ZM66 97H67V99H66ZM73 97V98H72ZM96 97V98H95ZM130 97V98H129ZM153 97H154V100H153ZM11 98V99H10ZM71 98H72V100H73V102H71L72 100H71ZM77 100H76V99ZM91 98V99H90ZM92 98H93V100L94 99H96V101H98V102H95V104H93L92 106H91V104H92ZM110 98V99H109ZM121 98V99H120ZM129 98V99H128ZM135 98V99H134ZM144 98V99H143ZM147 98V99H146ZM158 100H157V99ZM165 99V98H168L169 100H170V103H169V100L167 99H165V104L163 103V101L161 102V103H163L162 104V106H163V108L162 107H160V106H158V104L157 103H159L160 102V100L161 99ZM4 99H5V101H6V103H5V101H4ZM11 100V102H10V100ZM19 99H20V101H19ZM23 99V100H22ZM26 100V102H29V103H26L25 102V100ZM45 99H47V101L45 100ZM50 99V100H49ZM54 99V100H53ZM56 99V100H55ZM58 99V100H57ZM63 99V98H62ZM68 99H70L71 101H69ZM98 99V100H97ZM100 99H101V101H100ZM111 99H113L114 101H112ZM142 99V100H141ZM152 99V100H151ZM195 99H197V98H195ZM243 99H245V101H247V97L246 98H243ZM3 100V101H2ZM22 100V101H21ZM66 100H68V104H67V102H66ZM79 100H80V103H81V105L85 108V109H88V107H89V111L88 110H85L86 112L88 111V113H85V111H84V108H82V107H80V103H79ZM82 100V101H81ZM116 100L119 102L118 104H117V102H116ZM119 100H121V101H119ZM151 100V101H150ZM184 100V101H185ZM18 102V103H14L13 104V102ZM23 101L25 102L24 104H21V106H22V108L19 106L20 104L19 103H23ZM52 101V102H51ZM53 101H54V103H53ZM59 103H58V102ZM77 101V102H76ZM127 101V102H126ZM129 101V102H128ZM132 101V102H131ZM138 101L139 102H141L143 105V107H147V110H143V111H141V112H139V113H134V114H132V113H126L127 112V106L128 107H130L131 105H133V102L134 103H138ZM189 100L188 101H186L187 102V105H185L186 106V108L187 107H189V109H190V107L191 106H189L188 104H189V102H190ZM2 102H4V103H2ZM8 102H9V104H10V106L9 105H7L8 104ZM65 104H64V103ZM69 102H70V104H69ZM102 102V103H101ZM105 102H107L106 104L107 105H111L110 106V108H112V109H109L108 107V109L106 108V111L104 112L103 110H105V106H107V105H104L105 104ZM124 102V103H123ZM146 102V103H145ZM156 102V103H155ZM168 102V103H167ZM172 102V103H171ZM11 103H12V106H11ZM47 103H49V104H51L52 103V106H50L49 104V106L48 107H46L47 106ZM56 103H58V105L56 104ZM88 103H89V106H87L88 105ZM97 103L99 104V103H101V105H100V107L97 105ZM129 104V105H127L126 106V104ZM140 103V104H141ZM149 103H152L153 104V108H151V104H149ZM155 103V104H154ZM161 103L159 104V105H161ZM19 104V105H18ZM29 104V105H28ZM46 104V105H45ZM56 104V105H55ZM62 104V105H61ZM78 104H79V107H78ZM84 104V105H83ZM87 104V105H86ZM121 104V105H120ZM145 104V105H144ZM148 104V105H147ZM220 104V103H219ZM5 105V106H4ZM15 105H16V107H15ZM27 105V106H26ZM65 105H66V107H65ZM116 105V106H115ZM147 105V106H146ZM155 105V106H154ZM191 105V104H190ZM8 106H9V108L10 107H12V109H9L8 108ZM54 106H58V108H59V111L57 110L58 108H56V107H54ZM62 106V107H61ZM98 107V109H97V107ZM102 106H103V108H102ZM124 106H126V108L124 107ZM150 106V107H149ZM165 106V107H164ZM2 107V108H1ZM4 107V108H3ZM8 109H7V108ZM20 107V108H19ZM29 107V108H28ZM116 107V108H115ZM123 107V108H122ZM149 107V108H148ZM226 106H222V105H219V107L218 108H216L217 110H218V112H217V110H215L214 112L217 114V117H219L220 115H221V113H223V112H228L229 114L231 113L230 111H228V110H230V109H226L225 111H223L224 110V108H225ZM13 108H14V110L17 112V115L16 114H14V116L16 115L17 117H21L22 118V120L21 119H19L18 121L20 122H18L17 121V118L15 119V117H13V114L11 115V113L14 111L13 110ZM16 108V109H15ZM18 108V109H17ZM28 108V109H27ZM65 108L67 109V110H65ZM80 108V109H79ZM82 108V109H81ZM93 108H95V109H93ZM115 108V109H114ZM118 108V109H117ZM122 108V109H121ZM157 108V109H156ZM161 108V109H160ZM172 108V109H171ZM220 108H223L222 109V111H221V109ZM3 109H4V111H3ZM20 109V110H19ZM26 111V109H27V111L26 112H24V110ZM60 109H62V111L60 110ZM90 109H91V111H90ZM97 109V110H96ZM103 109V110H102ZM120 109L121 110H123L122 111V113H120L121 111H120ZM158 110L157 112H156V110ZM22 110V111H21ZM29 110V111H28ZM66 112H65V111ZM92 110H94V112L92 111ZM98 112V110H99V113L97 114V112ZM100 110H101V112H102V114H100ZM116 112H115V111ZM154 110V111H153ZM175 110H177V111H175ZM187 110H188V108H187ZM11 111V112H10ZM14 111V112H15ZM153 111V112H152ZM220 111V112H219ZM23 112V114H21V113ZM82 112V113H81ZM83 112H84V115H83ZM91 112H93V113H91ZM96 112V113H95ZM104 112V113H103ZM144 112H147V115H149V116H147L146 115V113H144ZM159 112V113H158ZM170 112V113H169ZM4 113H6L7 115H11L13 118H11L10 119V117L11 116H7L8 117V119L6 118V116H5V114ZM20 113V114H19ZM25 113H27V114H25ZM81 113V114H80ZM109 115H108V114ZM115 113H117V115L115 116L114 114ZM125 113V114H124ZM141 113V114H140ZM142 113H144V114H142ZM158 113V114H157ZM169 115H168V114ZM89 114H91V115H89ZM96 114H97V117H96ZM105 116H104V115ZM121 114V115H120ZM127 114V115H126ZM136 114H139V115H136ZM157 114V115H156ZM174 114V115H173ZM81 115V117L83 118V119H86L85 121L83 120L82 121V118H80L79 116ZM110 115H112V116H110ZM122 115H124V116H122ZM142 115L144 116V119L142 118ZM153 115V116H154ZM232 115H233V113H232ZM87 117V118H85V117ZM101 117L100 119H99V117ZM106 116H108V117H110L109 119H107L108 117H106ZM120 116V117H119ZM128 116V117H127ZM134 116H136L134 119L132 118V117ZM138 116V117H137ZM159 116H160V114H159ZM173 116V117H172ZM2 117V118H1ZM23 117H24V119H23ZM78 117H79V119H78ZM117 117V118H116ZM118 117H119V119H118ZM125 118L126 117V119H123V118ZM130 117V118H129ZM146 117H149V118H146ZM106 118V119H105ZM137 118V119H136ZM138 118H142L141 120H142V123H141V121H139V119ZM168 118H170V116L168 117ZM1 119H2V121H1ZM3 119H7V120H3ZM78 121H77V120ZM95 119V120H94ZM103 119V120H102ZM114 119H116V120H114ZM118 119V120H117ZM121 119H123V121H121ZM135 119H136V121H135ZM146 119H149L150 121H147ZM10 120L13 122V120H14V124L11 122L10 123ZM16 120V121H15ZM24 120V121H23ZM97 120V121H96ZM99 120V121H98ZM106 120H107V123H106ZM114 122H113V121ZM128 122H127V121ZM130 120H132V122H130ZM133 120H134V122H133ZM144 120H145V123H143L144 122ZM23 121V122H22ZM74 121V122H73ZM75 121L78 123H75ZM80 121V122H79ZM87 121V122H86ZM92 121V123H90ZM97 123H99V124H97ZM108 121H110L109 122V124H108ZM116 121H118V122H116ZM121 121V122H120ZM153 121V122H152ZM2 122V123H1ZM6 122H8V123H6ZM17 122V123H16ZM82 122H84L83 124H82ZM103 122V123H102ZM125 122V123H124ZM130 122V123H129ZM135 122H137V123H135ZM85 123H86V126H85ZM88 123V124H87ZM97 125H96V124ZM131 123H132V125H131ZM134 123L135 124H138V125H134ZM149 123V124H148ZM4 124H6V125H4ZM9 124V125H8ZM11 124V125H10ZM16 124V125H15ZM21 126H20V125ZM23 124V125H22ZM78 126H77V125ZM91 124V125H90ZM93 124V125H92ZM104 124V125H103ZM127 126H126V125ZM146 124V125H145ZM15 125V126H14ZM70 125H76V126H74V127H76V129H73L74 130V132L73 131H70V132H68L69 130V126ZM82 127H84V129H85V131H84V129H83V127H82V131L80 130V126ZM96 125V126H95ZM114 126V128L113 129H111L113 126ZM120 125V126H119ZM125 125V126H124ZM140 125H142L141 127H140ZM2 126H4V128L2 127ZM12 126V127H11ZM17 126V127H16ZM66 126H67V128H66ZM107 126V127H106ZM124 126V127H123ZM148 126V127H147ZM11 127V128H10ZM13 127H15L16 129H18V130H16L15 128H13ZM19 127V128H18ZM97 127V128H96ZM100 127V128H99ZM103 127V128H102ZM106 127V128H105ZM123 127V128H122ZM135 127V128H134ZM3 128V129H2ZM8 128V129H7ZM90 130H89V129ZM96 128V129H95ZM104 130H102V129ZM116 128H119V129H116ZM127 128H129V129H127ZM132 129V131H133V129H134V131H133V134L132 133H130V132H128V130L129 131H131V129ZM136 128H137V130H136ZM6 129H7V131H6ZM10 129V130H9ZM13 129V131H11ZM48 129V130H47ZM81 131H79V130ZM93 129V130H92ZM95 129V130H94ZM101 129V130H100ZM108 129V130H107ZM116 129V130H115ZM126 129V130H125ZM142 129H143V131H142ZM146 129V130H145ZM5 130V131H4ZM8 130H9V132L11 131V133H9L8 132ZM17 132H16V131ZM92 130V131H91ZM98 132H97V131ZM113 130V134H112V131ZM119 130V131H118ZM120 130H122V131H120ZM123 130L124 131H126V135H128V136H126L125 135V132H123ZM140 130V131H139ZM41 131V132H40ZM59 132V134H58V132ZM76 131V132H75ZM79 131V132H78ZM91 131V132H90ZM136 131V132H135ZM145 131H147L146 133H145ZM6 132L10 135V139H9V136H8V134L7 135H5L6 134ZM12 132H13V134H12ZM40 132V133H39ZM56 132V133H55ZM66 132V133H65ZM86 132V133H85ZM90 132V133H89ZM101 132V133H100ZM106 132H107V134H106ZM120 134H119V133ZM127 132H128V134H127ZM138 132H139V134H138ZM17 134V135H14V134ZM74 133V134H73ZM75 133H76V135H75ZM83 135H82V134ZM85 133V134H84ZM95 133H97V134H95ZM130 133V134H129ZM137 135V136H134L133 137V135H135V134ZM4 134V135H3ZM39 134V135H38ZM71 134V135H70ZM90 134H91V136L92 135H94V136H90ZM99 134V135H98ZM105 134V135H104ZM109 134V135H108ZM115 134H117V135H115ZM132 134V135H131ZM14 135V136H13ZM86 137H85V136ZM89 135V136H88ZM97 135V136H96ZM113 135V137H111ZM6 136V137H5ZM36 136V137H35ZM103 136V137H102ZM110 136V137H109ZM118 136V137H117ZM125 137V138H123V139H121L123 142H121V140H120V138H122V137ZM140 136V137H139ZM143 138H142V137ZM7 137H8V139H7ZM12 137V138H11ZM35 137V138H34ZM38 137V138H37ZM58 137V138H57ZM81 137V138H80ZM98 137V138H97ZM100 137H102V138H100ZM105 137V138H104ZM108 137V138H107ZM114 137H116V138H114ZM127 137H129V139H127ZM132 137V138H131ZM6 138V140H4ZM83 138V139H82ZM90 138H91V140H90ZM93 138V139H92ZM97 138V139H96ZM110 138H111V140H110ZM114 138V139H113ZM141 138V139H140ZM11 139H13V140H15L16 141V143H15V141H13V140H11ZM62 139V140H61ZM106 140V141H95V140ZM107 139H108V142H107ZM116 139H117V141H116ZM8 140H11L10 142H7ZM61 140V142H59ZM94 140V141H93ZM7 142V144H6V142ZM15 143V146L13 145V147H12V144H13V142ZM109 141L110 142H112L111 144H107V143H109ZM36 142V143H35ZM59 142V143H58ZM96 142H99V143H96ZM105 142H106V146H107V148H106V146H102V145H100V144H103V145H105ZM121 142V143H120ZM142 142V143H141ZM5 143V144H4ZM12 143V144H11ZM127 145H126V144ZM55 144V145H54ZM97 144H99V145H97ZM122 146H121V145ZM124 144V145H123ZM6 145H8L7 147H6ZM110 145V146H109ZM134 145V144H133ZM137 144H135L134 145V147L136 146ZM11 146V147H10ZM55 146V147H54ZM96 146V147H95ZM98 146H100V147H98ZM104 147V148H102V147ZM49 147V148H48ZM8 150H7V149ZM13 148H14V151H13ZM16 148V149H15ZM54 148V149H53ZM96 148H98V149H96ZM100 148V149H99ZM106 148V149H105ZM117 148V149H118ZM10 149H12V151H10ZM49 149V150H48ZM94 149V150H93ZM6 150V151H5ZM17 150V151H16ZM51 150V151H50ZM95 150H100V151H98V152H100V154L98 153V154H96V151ZM102 150H104V151H102ZM23 151V153H21ZM47 151H48V153H47ZM50 151V152H49ZM93 151V152H92ZM12 152H14V153H12ZM19 154H18V153ZM43 153H45V154H43ZM96 155H95V154ZM104 153V154H103ZM136 153H137V157L139 156V155H141V151H139V150H137V149H135V151L133 150L132 151V154L134 155H136ZM138 153H140L139 155H138ZM13 154V155H12ZM22 154V155H21ZM47 154V155H46ZM107 154V155H106ZM15 155V157L13 158V156ZM16 155H20L19 157H21V158H19L18 156H16ZM41 155H45V157L43 156H41ZM12 156V157H11ZM99 156V157H98ZM103 156V157H102ZM104 156H105V158H104ZM108 156V157H107ZM18 157V158H17ZM97 157V158H96ZM134 157H136V156H134ZM15 158H16V162L17 163H15ZM99 158H101V159H99ZM102 158H104V160H102ZM106 159V160H105ZM11 160H14V162H12ZM18 160H20L19 162H18ZM44 160V161H43ZM102 160V161H101ZM162 160V161H161ZM105 161H106V166H105ZM9 162H8V165H9ZM107 162H109V166L107 165ZM171 162H172V164H171ZM41 163V164H40ZM43 163H45V165L43 164ZM165 163V164H164ZM43 164V165H42ZM167 164V165H166ZM16 166V167H17ZM18 166V167H19ZM111 166V167H110ZM6 168H7V165L5 166ZM35 167H37V168H35ZM39 167V168H38ZM176 167L178 168V169H176ZM26 168L28 169V170H26ZM32 168H33V171H32ZM40 168H42V170H40ZM109 168H111V171H110V169ZM165 168V171L163 170ZM36 169V170H35ZM37 169H39V170H37ZM174 170V173L173 172H171V171H173ZM36 172H35V171ZM167 170V171H166ZM26 171V172H25ZM33 173H32V172ZM119 171H121V172H119ZM123 171V172H122ZM156 171H158L159 173H157ZM168 171H169V173H168ZM177 171V172H176ZM25 172V173H24ZM28 172L30 173V174H28ZM115 172H117V173H115ZM162 172L164 173V174H162ZM168 174H167V173ZM115 173V174H114ZM121 173V175H122V177L125 175V177L126 178H128V179H130V180H127V179H125V177H123L124 179L122 180V178H121V175H119ZM155 173V174H154ZM26 174V175H25ZM116 174H118V175H116ZM175 174V175H174ZM28 175V176H27ZM112 175V176H111ZM116 175V176H115ZM156 175H157V177H156ZM159 175V176H158ZM166 175H171V176H173V181L171 180V176L169 177H167ZM120 176V177H119ZM26 177H28V178H26ZM113 177H114V179H113ZM147 177H146V179H147ZM152 177V178H151ZM112 179H113V181H114V184L112 185V183H113V181H112ZM118 181L117 182V184L115 185V183H116V180ZM152 179V180H153ZM26 180V181H25ZM120 180H122L123 181V183H122V181H120ZM125 180V181H124ZM128 181V183H127V181ZM31 181V182H30ZM119 181H120V183L121 184H123V186L119 183ZM130 181V182H129ZM165 181V182H164ZM175 181V182H174ZM179 182V183H176V182ZM184 181V182H183ZM166 182H168L167 184H168V186H167V184H166ZM173 182V183H172ZM180 182H181V184H180ZM31 184V186H30V184ZM125 183V184H124ZM127 183V184H126ZM81 184L83 185V186H81ZM110 184H111V186H113V190L111 189V186H110ZM119 184H120V186H119ZM171 184L173 185V186H171ZM177 184V185H176ZM183 184H185V185H183ZM126 187H125V186ZM151 185H153L154 186V184H151ZM82 188H81V187ZM115 186H117V187H115ZM157 186V185H156ZM181 186H183V188H181ZM118 187L119 188H123V189H119L118 190ZM145 187H146V189H145ZM152 187V186H151ZM117 188V189H116ZM147 188L149 189V190H147ZM170 188V189H169ZM173 189V192H171L170 190H172ZM175 188H177L178 190H177V192H175L176 191V189ZM179 188H181L180 190H179ZM185 188H186V190H185ZM118 190V191H121V192H117V191H115V190ZM141 189V190H140ZM169 189V190H168ZM183 189V190H182ZM30 190V191H29ZM112 190V191H111ZM143 190V191H142ZM144 190H145V192H144ZM166 192H164V191ZM175 190V191H174ZM185 190V191H184ZM116 192V195L117 194H119V195H124V197L122 198V199H125V198H127L126 197V193L125 192H127V196H128V200L127 199H125V200H122V199H120V198H117V199H114V196L112 197L111 195L113 194V195H115L114 193ZM149 191V192H148ZM163 191V192H162ZM24 192V193H23ZM30 192V193H29ZM172 193L171 195L169 194V193ZM35 194V196H34V194ZM123 193V194H122ZM139 193H141L140 194V196H138L139 195ZM180 195H179V194ZM31 194H32V196H31ZM38 194V195H37ZM39 194H41V195H39ZM144 194V195H143ZM149 195V198H145L146 197V195ZM166 194V195H165ZM168 194V195H167ZM178 194V195H177ZM26 195V196H25ZM161 195V196H160ZM163 195V196H162ZM174 195V196H173ZM28 196V197H27ZM37 196H39V198L37 197ZM88 196V197H87ZM109 196V197H108ZM143 196H145V197H143ZM152 196V198H150ZM156 196V197H155ZM165 196H167V197H165ZM172 196V197H171ZM24 197V198H23ZM30 197H31V199H30ZM36 197V198H35ZM42 197V198H41ZM84 197V198H83ZM87 197V198H86ZM130 197V198H129ZM157 197H162L161 199L160 198H158V200H157ZM163 197H164V199H163ZM171 197V198H170ZM25 198H27L26 200H25ZM89 198V199H88ZM99 198H100V200H99ZM156 198V200L157 201H155L154 199ZM165 198L167 199H169V202H167L168 200H166L165 201ZM173 198H175V199H173ZM24 199V200H23ZM42 199V200H41ZM81 199V200H80ZM83 199V200H82ZM98 201H97V200ZM109 199H112V200H109ZM116 201V200H118V199H120L119 201H120V203H123L124 201H125V203H123L124 204V206H122L120 203H119V201H116V202H114V200ZM138 201H137V200ZM146 199H147V203H148V205H149V207H147L148 205H146L145 206V204H143L144 202H146ZM153 199V200H152ZM171 199V200H170ZM22 200H23V202H22ZM29 200V202H27ZM36 200H39V201H36ZM47 202H46V201ZM129 202V205H127L128 204V202ZM43 201V202H42ZM44 201H45V203H44ZM93 201L95 202V203H93ZM97 201V202H96ZM100 201V202H99ZM101 201L103 202V203H101ZM113 202V203H109V204H112V205H110V206H108L109 204H108V202ZM135 201V202H134ZM139 201H141V203L139 204ZM26 202V203H25ZM38 202H40V203H38ZM150 202V203H149ZM29 203V204H28ZM32 203V204H31ZM44 203V204H43ZM98 203V205H95V204H97ZM100 203V204H99ZM116 203V204H115ZM127 203V204H126ZM136 203V204H135ZM165 203V204H164ZM27 204L29 205V206H27ZM36 204V205H35ZM38 204H39V207L37 208L36 206H38ZM40 204H41V206H40ZM43 204V205H42ZM83 204V205H82ZM85 204V205H84ZM102 204V205H101ZM113 204H114V206L116 205H118L117 207H114L113 206ZM125 204L127 205L126 207H125ZM133 204V206L132 207H130L131 205ZM137 204H139V205H137ZM142 204H143V206H142ZM151 204V205H150ZM25 207H23V206ZM81 205H82V207H81ZM87 205V206H86ZM121 205V206H120ZM141 205V206H140ZM163 205V206H162ZM18 206V207H17ZM20 206H21V208H20ZM27 206V207H26ZM32 206V207H31ZM34 206V207H33ZM86 206V208L84 209V207ZM97 206V207H96ZM99 206V207H98ZM100 206H103V207H101V209H100ZM104 206H105V208H107V209H105L104 208ZM107 206V207H106ZM136 206V207H135ZM168 206V207H169ZM37 208V210H35L34 208ZM97 209H100L101 210V212H97L96 214H94V212H96V211H100V210H96V208ZM112 207H114L113 208V210L111 209ZM120 207V208H119ZM126 209H128L129 207H130V210H131V208H132V213H133V215H134V219L132 218V213H131V215L129 216V218H130V220H136L137 219V224H135V222H132V225H130L131 227H128L127 228V224H125L124 225V221H123V218H121L123 215L122 214H125L124 213V211H125V208ZM133 207H135V208H133ZM145 207H147L146 209L143 208ZM162 207V208H161ZM167 207V208H168ZM16 208H20V209H16ZM22 208H24L25 210H26V212H25V210H24V212L22 211ZM82 208V209H81ZM109 208H110V211H109ZM148 208H149V211H145V210H148ZM166 208V209H167ZM15 209H16V211H15ZM28 209H29V212H31V211H34V212H31V213H28ZM32 209V210H31ZM38 209H39V211H38ZM94 211H93V210ZM103 209V210H102ZM105 209V210H104ZM158 209V210H157ZM18 210V211H17ZM31 210V211H30ZM117 210V211H116ZM120 210V211H119ZM121 210H124L123 212L121 211ZM129 210V209H128ZM133 210H136V212L135 211H133ZM158 212H157V211ZM37 211H38V214L36 215V213H37ZM84 213H83V212ZM106 211V212H105ZM111 211H113L112 213H111ZM156 213H155V212ZM14 212L15 213H17L16 215L14 214ZM39 212H40V214H39ZM108 212V216L107 215H105V214H103V213H107ZM117 212V213H116ZM122 212V213H121ZM140 212V213H139ZM143 212H145V213H143ZM155 213V214H153V213ZM21 213V214H20ZM22 213H25V214H22ZM33 213V214H32ZM81 213V214H80ZM91 213H93L94 215H92ZM113 215H111V214ZM29 216H28V215ZM35 214V215H34ZM84 214V215H83ZM85 214H86V216H85ZM140 214H142V215H140ZM21 215H24V216H21ZM33 215L35 216V217H33ZM111 215V216H110ZM117 215H118V218H117ZM156 215V216H157ZM25 216H27L26 218H29V220H30V222H29V220L28 219H26V220H24L25 219ZM89 216H91V217H89ZM96 216V217H95ZM99 216V217H98ZM101 216H103V218L101 217ZM107 216V217H106ZM116 216V217H115ZM17 217V218H16ZM84 217V218H83ZM97 217H98V219H97ZM101 217V218H100ZM107 218V220H106V218ZM111 217V218H110ZM83 218V219H82ZM113 218V219H112ZM121 220H120V219ZM139 218V219H138ZM20 219V220H19ZM85 219H87V220H89L88 221V223L86 222V220ZM103 219V220H102ZM109 219L112 221V223H110L111 221H109ZM118 219V220H117ZM91 220V221H90ZM96 221L95 223H94V221ZM106 220V221H105ZM114 220H116V221H114ZM93 221V222H92ZM103 221V222H102ZM114 221V222H113ZM119 221V222H118ZM105 222V223H104ZM123 222V223H122ZM28 223H29V225H30V227L28 226ZM116 223V224H115ZM82 224H84L85 225V227L82 225ZM109 226H107V225ZM119 224H123L122 226H118ZM130 224H131V221H130ZM135 224V225H134ZM88 225V226H87ZM112 225V226H111ZM118 226V227H117ZM132 226H134V228L132 227ZM137 226V227H136ZM110 227H112L111 229H109ZM113 227H115L114 229H113ZM120 227V228H119ZM124 228V229H122V228ZM83 228V229H82ZM120 229V230H123L122 232H123V234H122V232L120 231V230H118V229ZM125 228H127V230L125 229ZM130 228V229H129ZM23 230V231H22ZM116 230H118V233H117V231ZM125 231H128V232H126V234H128L129 236H131L133 233H134V235L133 236H131V237H129V239H128V241H126L127 240V235L125 234ZM9 232H11V233H9ZM19 232H20V234L22 233V235H20L19 234ZM24 232V233H23ZM120 232V233H119ZM130 232H131V234H130ZM133 232V233H132ZM18 233V234H17ZM113 233V234H112ZM10 234V235H9ZM19 235V236H17V235ZM139 236H137V235ZM14 235V236H13ZM116 235V236H115ZM126 236V237H124V236ZM8 236H9V238H8ZM16 236L17 237H19L18 239L16 238ZM136 238H135V237ZM115 237V238H114ZM134 237V238H133ZM110 238V239H109ZM112 238V239H111ZM126 240H125V239ZM133 240H132V239ZM20 239H22V240H20ZM132 241H131V240ZM134 239H137V240H134ZM11 240V241H10ZM20 240L21 241V243H19L18 241ZM113 240V241H112ZM129 240H130V242H133V244H131V243H128L129 242ZM6 241H7V243H6ZM8 241H10V243H13V244H9V242ZM16 241V242H15ZM127 242V244L125 243V242ZM5 243V246H4V243ZM104 242V243H103ZM23 243V244H22ZM110 243V244H109ZM114 243V244H113ZM2 244H3V246L5 247H3L2 246ZM9 246H8V245ZM22 244V245H21ZM91 244H92V246H91ZM97 244V247L95 246H93V245H96ZM100 244V245H99ZM130 244V245H129ZM18 245V246H17ZM20 245V246H19ZM24 245V246H23ZM133 245V246H132ZM8 246V247H7ZM13 246V247H12ZM14 246H16V247H14ZM101 246V247H100ZM105 246V247H104ZM128 246V248H126ZM132 246V247H131ZM18 247H20V248H18ZM8 248V249H7ZM12 248V249H11ZM18 248V249H17ZM93 250H92V249ZM97 248V249H96ZM130 248V249H129ZM3 249H5V250H7V251H5V250H3ZM11 250H12V252H11ZM22 250H24L23 252H22ZM99 250V251H98ZM128 250H129V252H128ZM130 250H132V251H130ZM5 251V252H4ZM8 254H7V253ZM19 252V253H18ZM5 255H4V254ZM13 253H15L14 254V256L12 255ZM16 253H18V255L16 254ZM22 253V254H21ZM27 253V254H26ZM97 254V256H94V254ZM131 253V254H130ZM20 254V255H19ZM23 254H26V255H23ZM95 254V255H96ZM124 254H126V255H124ZM129 255V256H128ZM8 256V257H7ZM25 258H24V257ZM29 256V257H28ZM124 256H125V259H124ZM127 256H128V258L129 257H131V258H127ZM3 257V258H2ZM16 257V258H15ZM5 258H7V259H5ZM35 258V259H34ZM30 259H32L31 261H30ZM95 259H97V260H95ZM128 259V260H127ZM4 260H6L5 261V263H4ZM38 260V261H37ZM125 260V261H124ZM127 260V261H126ZM15 261V262H14ZM38 262V263H37ZM59 262H61V263H59ZM97 262V263H96Z\"/></svg>","mask_w":264,"mask_h":264}]
</instances>
